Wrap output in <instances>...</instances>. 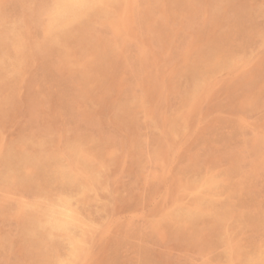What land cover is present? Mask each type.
<instances>
[{
    "label": "rangeland",
    "instance_id": "1",
    "mask_svg": "<svg viewBox=\"0 0 264 264\" xmlns=\"http://www.w3.org/2000/svg\"><path fill=\"white\" fill-rule=\"evenodd\" d=\"M28 1L29 0H23V1L22 0H0V23H1L0 24V34H1L0 35L1 36L0 37V41H1L0 42V58H1L0 62H2V63H0V66H1L0 67V75L2 74L0 76V82H1L0 83V92H1V95H0V107H1V109H0V159H1L0 160V173H2V174H0V206H1L0 207L1 208L0 209V264H34V263L35 264H42V263L43 264H56V263L59 264L60 261H61L60 264H65V263L69 264L70 261H71L70 264H73V263L74 264H76V263L77 264H81V263H83V264H90V263L91 264H228L229 261H231V262H229V264L230 263L231 264H244V261H245L246 257H248V255L254 256V255H257L258 253H260L261 251L264 253V164H263L264 163V128H263L264 127V107H263L264 106V56H263L264 51L261 52V50H264V24H263V22H264V12H263L264 7L262 6V5H264V0H261V1L260 0H241V1L238 0L239 2L237 0H234V1H232V0H226V1L225 0H213V2H211L212 0H206L205 2H204V0H200V1L199 0H174V1L170 0L169 2H168V0H166V1L165 0H157V1L156 0H151V1L150 0H145V1L144 0H136L137 4L135 3L134 0H128V1H126V0H124V1H122V0H106V2H104L105 0H93L92 2H90L91 4L88 3L87 5L83 6L80 10L75 11L77 15L76 14L74 16L70 15L69 18L62 19V20L60 19L59 21H57V20L54 21V19H56L54 16H56L55 14H56V9H57V5L55 2H57L58 0H30L29 3H28ZM109 1H111V4ZM141 1H143V2H141ZM254 1H256V2H254ZM41 2H42V4H41ZM202 2L205 3L204 5H206V6L203 5V7H205V8L201 7L203 4ZM247 2L251 5H249ZM32 3H33V5H32ZM38 3H39V5H38ZM160 3H161V5H160ZM169 3H172V4L169 5ZM219 3L223 6H221ZM151 4L154 6H152ZM225 4H227V5H225ZM96 5H98V6H96ZM199 5H201V6H199ZM36 6H37V8H35ZM161 6L163 9L161 8ZM225 6H226V8L224 9ZM250 6H252V7H250ZM24 7L26 8V10ZM104 7H106L107 9ZM260 7L262 8V10ZM171 8H172V10H171ZM222 8H223L224 12H222L223 11ZM34 9L35 10L37 9L36 10L37 12L35 11L36 13L34 12ZM90 9H92V11ZM103 9H105V10H103ZM166 9H167L168 14L166 13ZM87 10L89 12H87ZM129 10H131V11H129ZM185 10H186V13H185ZM190 10H192V11L194 10V11L192 12ZM218 10H219V12H218ZM48 11H49V13H48ZM96 11H98L99 14ZM203 11H204V13H203ZM14 12H16V14ZM118 12L120 15L117 14ZM194 12L196 13V15ZM210 12H212V13L210 14ZM46 13H48L49 16ZM103 13L104 14L106 13V14L104 15ZM114 13H115V15H114ZM130 13L133 16L129 15ZM138 13L140 15H138ZM158 13H160V14H158ZM165 13H166V15H165ZM182 13H185V14H182ZM126 14L129 15L128 17L130 19L126 17L127 16ZM207 15H208V17H207ZM7 16H8V18H7ZM17 16L19 17V19ZM31 16H32V18H31ZM114 16H115V18H114ZM116 16H118V17H116ZM193 16H194V18H193ZM197 16H199V17H197ZM254 16L258 20H256V18ZM26 17H27V19H24ZM42 17H44V18H42ZM72 17H73V20H72ZM177 17H180V18H177ZM21 18H23V19H21ZM84 18H86L87 20L86 19L84 20ZM170 18H171V20H170ZM205 18H206V20H205ZM209 18L211 20L212 19L213 20L211 21ZM33 19H34V21H33ZM133 19H135V20L133 21ZM190 19H191V21H190ZM16 20H17V22H16ZM112 20H114V21H112ZM115 20H116V22H115ZM129 20L131 22H128ZM167 20H168V22H167ZM78 21L79 22L81 21V22L77 23ZM86 21L89 23H87ZM30 22L31 23L33 22V23L31 24ZM109 22H111V23H109ZM171 22H172V24H171ZM178 22H179V24H178ZM64 23H65V25H64ZM86 23L88 26H86ZM128 23H129V25H126ZM130 23L132 25H130ZM147 23H148V26H147ZM167 23L171 26H169ZM193 23H194V25H193ZM34 24H36V25H34ZM78 24H80V25H78ZM63 25H64V27H63ZM90 25L92 27H90ZM112 25H114V27ZM180 25H181V27H180ZM119 26L122 27V30ZM165 26H166V28H165ZM40 27H41V29H40ZM85 27L88 29H85ZM94 27H95V29H93ZM215 27L216 28L218 27V28L216 29ZM30 28H32V29H30ZM104 28H106V29H104ZM109 28H110V30H109ZM163 28L166 29V32H165V29H163ZM128 29H131V30H128ZM252 29H254V30H252ZM127 30H128V32L132 31L131 34L127 33ZM246 30H247V32H246ZM259 30H260V32H259ZM1 31H3V32H1ZM13 31H14V33H13ZM121 31H123V32H121ZM252 31H253V33H252ZM124 32H125V34H123ZM4 33H5V35H4ZM93 33H95V34H93ZM143 33H144V35H143ZM165 33H167V35ZM253 34L258 35V36H254ZM110 35H112V36H110ZM126 35H127V41L128 42L125 40ZM4 38L6 40H4ZM97 39H98V41H97ZM108 39L110 41H108ZM148 39H149V41H148ZM162 39L164 41H162ZM205 39H207V40L203 42V40H205ZM241 39L243 41H241ZM116 40H117V42H116ZM136 40L141 44L143 43V45H139V43ZM140 40L141 41L144 40L145 43L141 42ZM259 41H261V42H259ZM12 43H14V44H12ZM216 43H217V45H216ZM10 44L13 46H11ZM15 44H16V46H15ZM114 44H115V46L117 44L116 48H114L115 47ZM195 44H196V46H194ZM62 45H63V47H62ZM247 45H251V46L248 47ZM84 46H85V48H84ZM123 46H125V47H123ZM139 46H142V47H139ZM217 46L219 48H217ZM223 46H225V47H223ZM110 47H111V49H110ZM144 47H146V49H148V51ZM257 47H260V48H257ZM13 48H14V51H13ZM123 48H125V49H123ZM154 49H155V51H154ZM218 49H220V51ZM243 49L245 51H243ZM99 50H100V52H99ZM139 50H141V51H139ZM198 50H200V51H198ZM104 51H105V53H104ZM118 51H120V52H118ZM145 51H146V53L147 52L148 53L145 54ZM203 51H204V53H203ZM225 51H226V53H225ZM252 51H253V53H252ZM153 52H154V54H153ZM206 52H207V54H206ZM213 52H214V54H213ZM217 52H219V53H217ZM191 53H193V55ZM250 53L252 54V56L250 55ZM60 54H62V55H60ZM124 54H125V56H124ZM144 54H145V56H144ZM260 54H262V55H260ZM82 55H83V57H81ZM113 55L114 56L116 55L117 57L116 56L114 57ZM150 55L151 56L155 55V56L152 57V59H151ZM184 55L185 56L187 55V57L188 56L189 57L185 58ZM258 55H260V56H258ZM69 56H70V58H69ZM105 56H107V57H105ZM159 56L161 59L159 58ZM203 56L205 58H203ZM124 57L126 60L124 59ZM144 57H145V60H144ZM192 57L194 58V60H191ZM255 57H257V58H255ZM10 58H11V60H10ZM42 58H44V59H42ZM84 58H85V60H84ZM115 58H116V60H115ZM232 58H233V60H232ZM241 58H244V59H241ZM259 58H261V59H259ZM67 59H68V61H67ZM146 59L147 60L149 59V60L147 61ZM185 59L187 61H185ZM204 59H206V60L204 61ZM73 60H74V62H73ZM218 60H219V62H218ZM235 60L237 62H235ZM254 60L256 61V63ZM3 61H5V62H3ZM99 61H101L103 64ZM196 61H198V63ZM202 61H204L203 62L204 64L202 63ZM239 61H242V62H239ZM244 61L246 62V64ZM51 62H52V64H51ZM98 62L101 63L100 66H99ZM125 62L128 64H126ZM153 62H155V63H153ZM3 63L4 64L6 63L5 66ZM252 63L253 64L255 63V64L253 66H251ZM108 64H110V65H108ZM142 64L144 65V67H145V65H148V67L142 68L143 67ZM150 64H152V65H150ZM191 64L193 66L195 65L197 70L194 69ZM235 64H238V66L236 68H234L236 66ZM11 65H13V66H11ZM19 65L21 67H19ZM205 65H206L207 69L205 68ZM207 65H208V67H207ZM41 66H43V67H41ZM114 66H116V67H114ZM179 66H181V67H179ZM182 66H183V68H182ZM198 66H200V67H198ZM225 66L229 70H227L225 68ZM232 66H234V67L232 68ZM239 66H240V68H239ZM173 67H176V68L173 69ZM177 67L181 71L178 69V72H176ZM184 67L186 70L184 69ZM11 68H12V70H11ZM158 68H160L161 71ZM203 68H204V70H203ZM209 68H211V69H209ZM215 68H216V70H214ZM150 69H153V70L151 71ZM168 69H170L169 70L170 75L167 74ZM172 69L174 72L171 71ZM224 69H226V70H224ZM13 70H15V71H13ZM121 70L122 71L124 70V71L122 72ZM187 70H188V73L190 74L189 77H188L189 74L187 73ZM111 71H113L114 73H112ZM162 71L166 72L165 74H167V75L165 76L163 74L164 72H162ZM211 71H213V72H211ZM214 71L216 73V76L214 75ZM237 71H240L241 73L240 72L237 73ZM18 72H19V74H17ZM67 72H69V73H67ZM171 72L173 75H171ZM181 72H183V73H181ZM251 72H253V73H251ZM83 73L86 77L83 76ZM199 73H200V75H198ZM14 74H17V75H14ZM90 75H92V76H90ZM105 75L107 77H105ZM160 75H163V76H160ZM223 75H225V76H223ZM8 76H9V78H8ZM48 76L51 79L48 78ZM76 76L78 78H76ZM150 76H152V77H150ZM171 76L173 77L174 80L172 79ZM13 77H15V78H13ZM54 77H58V78H54ZM60 77H62V78H60ZM91 77H94V78H91ZM117 77H118V80H117ZM120 77H122V79ZM155 77L157 80L155 79ZM157 77L160 80L163 79L164 82L163 83L160 82V80ZM161 77H163V78H161ZM207 77L210 79L208 80ZM2 78H4V79H2ZM46 78H47V80H46ZM167 78H170L169 81ZM195 78L197 79V81L195 80ZM213 78H214V80H213ZM83 79L84 80L86 79V80L84 81ZM90 79H92V80H90ZM166 79H167V81H166ZM205 79L208 80V82ZM204 80L206 81L207 84L205 83ZM237 80H239V81H237ZM194 81H195V83H194ZM199 81H201V82L199 83ZM157 82H159V83H157ZM174 82H175V84H174ZM52 83H54V84H52ZM84 83H86V84H84ZM171 83H172V85H171ZM26 84H28V85L26 86ZM173 84L175 85V87ZM29 85L31 88L30 87L28 88ZM151 85L153 87L152 89H154V90L150 89ZM191 85H193V86L191 87ZM203 85H206V87L205 86L201 87ZM156 86L159 88V91H158V88ZM102 87L105 89V91L103 90ZM120 87H122V88H120ZM146 87L149 88V90ZM81 88H82V90H81ZM110 88H111V91H110ZM168 88H169V91H167ZM31 89L32 90L34 89V90L32 91ZM155 89H157V90H155ZM191 90H193V91H191ZM230 90H231V92H230ZM116 91H118L119 94ZM190 91L192 92V94ZM197 91H199V94ZM153 92L155 93V95H153ZM115 93L117 96L114 95ZM166 93L169 96H167ZM28 94H30V95H28ZM33 94H35V95H33ZM36 94H37V96H36ZM110 94H112V95L110 96ZM163 94H164V96H162ZM40 95H41V98H40ZM132 95H133V98H132ZM150 95H151V97L149 98ZM72 96H73V98H72ZM114 96H115V98H114ZM118 96H119V98H118ZM231 96H233V97H231ZM159 97L160 98L163 97V98L160 99ZM58 98H60V100ZM109 98H110V100H109ZM120 98H121V100H119ZM126 98H127V100H126ZM153 98H154V100H152ZM37 99H38V101H37ZM113 99H114V101H113ZM190 99H192V100H190ZM17 100H18V102H17ZM103 100H105L107 105L104 104ZM134 100H135V102H134ZM142 100H143V103H142ZM193 100L197 101L198 103L194 102ZM3 101H4V104H3ZM69 101H70L71 105H70ZM101 101H102V103H101ZM108 101L113 105H110V103ZM117 101H119V102H117ZM206 101H209V103H211V104L209 105V103H206ZM241 101H243V104H246L247 106L243 105L242 107H244V106L245 107L241 108V105H242ZM10 102H11V104H9ZM164 102H165V104H164ZM201 102L203 105L200 104ZM191 103H192V105H191ZM33 104H34V106H33ZM138 104H141V105L139 106ZM180 104L184 108H182ZM233 104H235V105H233ZM236 104L240 105L239 108H237L238 106ZM105 105H106V107H105ZM149 105H152V107H149ZM188 105L189 106L191 105V106L189 107ZM114 106H115V108H114ZM118 106H120V108ZM235 106H236V109H234ZM249 106H250V108H248ZM128 107H130V108H128ZM158 107H159V109H158ZM215 107L217 109H215ZM3 108H4V110H3ZM101 108L103 110H101ZM106 109H107V111H106ZM160 109H162L163 111ZM179 109L180 110L184 109V110L180 111ZM38 110L40 111V113ZM63 110H64V112H63ZM66 110H67V112H66ZM201 110H203V111H201ZM118 111H119V113H118ZM188 111H189V113H188ZM18 112H19V114H18ZM152 112L154 113V115L152 114ZM183 112H184V116H182ZM201 112L203 113V115H201L202 114ZM235 113L237 115H235ZM187 114H188V116H187ZM165 116H168V118H166ZM185 116L187 117L186 119L184 118ZM106 117L109 118L110 120L113 119L112 122L109 119H107ZM110 117H112V118H110ZM152 117H153V119H152ZM237 117H238V119H237ZM239 117H240V119H239ZM243 118H245L246 120ZM49 119H50V121H49ZM163 119H164V121H163ZM104 120H105V122H104ZM60 121H61V123H60ZM165 121H166V124L163 123ZM192 122H194L197 126H195V124H193ZM169 123H171L170 127H169V125H170ZM155 124H157V125H155ZM131 125H133V126L131 127ZM158 125L159 126L163 125V126L159 127ZM164 125H166V128L164 127ZM172 125H173V127H172ZM248 125H249V127H248ZM134 126H136V127H134ZM250 126L251 127L253 126V127L251 128ZM49 127L50 128L52 127L51 128L52 132L49 131L50 130ZM169 128H174L175 130H173V129L171 130ZM222 128L225 130H223ZM65 129H66V131H65ZM183 129H185V130H183ZM48 131H49V133H48ZM163 131L166 133L165 135H164ZM256 131L259 134H256ZM54 132H55V134H54ZM171 132H173V133H171ZM45 133H46V135H45ZM161 133H162V135H160ZM204 133H206V134H204ZM173 134H174V136L176 134V136L174 137ZM190 134L191 135L193 134V135L191 136ZM203 134H204V136H203ZM31 135H33V136H31ZM134 136H135V138H134ZM205 136H206V138H205ZM171 137H172V139H171ZM208 137H209L210 141L208 140ZM255 137H256V139H255ZM23 138H25V140ZM173 138H174V140H173ZM175 138L178 139L177 142L180 144V146L175 141L176 140ZM182 138H183V140H182ZM251 138H252V140H251ZM21 139H23V140H21ZM30 139H32V140H30ZM37 139H38V142H37ZM86 139H88V140H86ZM216 139L218 140L217 142H216ZM224 139H225V141H224ZM50 140L51 141L54 140V141L50 142ZM213 140H215V141H213ZM246 140H248V141H246ZM8 141H10V143ZM33 141H35V142H33ZM89 141L91 143H89ZM171 141H172V143H170ZM17 142H18V144H17ZM84 142H85V144H84ZM95 142L97 145L95 144ZM107 142H108V144H107ZM134 142H136V143H134ZM37 143H38V145H37ZM130 143H131V146H130ZM244 144H245V147L243 146ZM67 145H69V148L72 147L71 150L73 152L70 149H68ZM84 145H86V146H85V149L83 151L82 148H84L83 147ZM166 145H168V146H166ZM78 146H80V147H78ZM66 147H67V149H66ZM60 148H62V149H60ZM165 148H168V150ZM179 148H180V151H179ZM39 149H40V152H38ZM68 150H69V152H68ZM81 151H83V153ZM10 152H11V154H10ZM46 152H48L50 155H48V153H46ZM84 152H86V153H84ZM158 153H160V154H158ZM5 154H7V155H5ZM118 154H120V155H118ZM222 154H224V155H222ZM73 155H74V159H72ZM76 155L78 157H76ZM83 155H84V157L85 156L86 157L85 158L82 157ZM128 155H129V157H128ZM167 156H168V158H167ZM172 156H176V158L172 157ZM46 157H47V159H46ZM209 157H210V159H208ZM243 157H245V158H243ZM8 158H9V160H7ZM10 158H11V160H10ZM17 158H18V160H17ZM53 158H55V160ZM98 158H101V160H99ZM59 159H60V161H59ZM95 159H96L95 162L97 165L95 164L94 161H92ZM163 159L166 161H164ZM22 160L24 161V163ZM42 160H43V162H42ZM74 160H76V162H74ZM194 160H197L198 162L194 161ZM10 161H12V162H10ZM168 161H170V162H168ZM27 162H28V164H26ZM194 162H195V164H194ZM60 163L63 165H61ZM73 163H78V164L74 165ZM127 163L129 164V166ZM162 163H163V165H162ZM197 163H198V165H197ZM40 164H41V166H40ZM252 164H254V165H252ZM7 165H9V166L7 167ZM37 165L39 167H37ZM56 165H58V166H56ZM94 165H95V167H94ZM101 165H103V166H101ZM105 165L106 166L108 165V167H110L111 169H109L108 167L105 169V167H106ZM187 165H189V166H187ZM257 165L260 167H258ZM51 166H53V167H51ZM228 166H230V167H228ZM12 167L16 168V169H14L15 172L13 171ZM49 167H51V168H49ZM81 167H83L86 170V172ZM86 167H88V168H86ZM101 167L103 170L101 169ZM172 167H174V168H172ZM196 167H197V169H196ZM246 167H248L249 169H247ZM6 168H7V170H6ZM95 168H98V169H95ZM112 168L115 170L117 168V170L115 171ZM183 168L184 169L187 168L186 170L190 171L191 173L190 172L188 173ZM36 169H38V170L36 171ZM78 169L81 172L83 170V172L82 173L79 172ZM214 169H215V171H214ZM55 170L57 173L56 172L54 173ZM64 170H65V172H64ZM105 170H107V171H105ZM110 170L112 172V175H111ZM175 170H178V171L180 170V171L178 172ZM192 170H194V171H192ZM199 171H201V173ZM59 172H60V174H59ZM63 172L65 174H63ZM172 172H174V173L172 174ZM7 173H8V175H7ZM89 173H91V174H89ZM204 173L206 175H203ZM20 174H22V175H20ZM227 174H229V175H227ZM60 175H62V176H60ZM69 175H71V176L69 177ZM95 175H96V177H95ZM4 176L5 177L7 176V178H5ZM55 176L57 178H55ZM168 176H170V177H168ZM174 176H176V177L174 178ZM233 176L234 177L236 176L235 179H233L234 178ZM33 177H35V178H33ZM86 177H88V178H86ZM177 177L179 178V180H181L182 186L180 185V181L178 180ZM194 177H195V179H194ZM1 178L2 179L4 178L5 181L4 180L2 181ZM25 178H27V179H25ZM60 178H61V181H60ZM171 178L173 179V182H172L173 185H170V184H172V183H170L171 181H169ZM221 178H222V181H221ZM96 179H98V180H96ZM215 179H217V180H215ZM255 179H256V182L254 181ZM18 180H19V182H18ZM91 180H92V183L90 184ZM252 180H253V182H252ZM8 181H9V184H7ZM75 181H76V183H75ZM176 181H179V183L178 182L175 183ZM200 181H201V183H199V184L201 186L197 184ZM202 181H204V182L202 183ZM50 182H51V184H50ZM186 182L187 183L189 182V183L186 184ZM248 182H249V184H248ZM190 183H191V185L192 184L193 185L191 186ZM208 183L210 184L211 187L209 186ZM239 183H240V186L238 185ZM175 184L176 185L179 184L178 185L179 187L177 186L179 189L176 187ZM204 184L206 187L204 186ZM3 185L5 187L7 186L6 187L7 189H5V187ZM13 185H14V187H13ZM87 185H89V186H87ZM188 185L190 186V188ZM207 185L209 186V188ZM184 186H186V187H184ZM172 187H173V190H172ZM198 187H199V189H198ZM220 187L222 190L220 189ZM255 187L258 189H256V190L253 189ZM1 188H3V189H1ZM83 188H87V190H85ZM93 188H95V189H93ZM212 188L214 191H212ZM168 189H170V190H168ZM174 189H176V190H174ZM188 189H191L193 191L188 190ZM44 190H46L47 192ZM53 190H55V191H53ZM62 190H64V191H62ZM117 190H118V192H117ZM199 190L201 191V194H200ZM83 191L85 194L81 193ZM93 191H95V192H93ZM164 191H167V192H164ZM185 191L187 194L185 193ZM195 191H197V192H195ZM205 191L207 193H210V194H207ZM112 192H113V194H112ZM181 192H182V195L185 193L182 197H185L186 195H188V197L186 196L185 198L180 199V198H182ZM231 192H233L234 194ZM3 193L7 196L5 197V195ZM62 193H64V194H62ZM87 193H88V195H87ZM102 193H103V195H102ZM194 193H196V194H194ZM116 194H118V195L116 196ZM255 194L257 197L254 196ZM11 195L14 197H11ZM56 195H58V196H56ZM106 195L107 196L109 195V196L107 197ZM190 195H191V197H190ZM83 196L84 197L87 196V197L84 198ZM174 196H175V198H174ZM207 196H209V197H207ZM236 196H237V198H236ZM63 197L69 198V203H68L69 205L67 206V208H65V210L63 208V210L65 212V216H63L62 214H59L58 216L68 219L71 222V224L74 226L75 231H74V236H73L74 238L73 239L77 240L76 241V246H77L76 248L77 249H74L73 251L70 248L68 240H66L67 239L66 233L64 234L61 231L50 230L47 227H41V226L38 227L37 225H35V222L44 219L48 215L49 211L55 212L56 209L59 210L60 207H59L58 201H59V199H61ZM76 197H78V198L76 199ZM104 197H106V198H104ZM176 198H178L180 200H177ZM214 198H216V199H214ZM3 199H5V200H3ZM44 199H45V201H44ZM102 199L103 200L106 199V200L103 201ZM12 200H15V201H12ZM185 201H188V202H185ZM189 201H191V202H189ZM103 202H104V204H103ZM108 202H109V205H108ZM117 202H119V203H117ZM168 203H169V205H168ZM179 203H180V206H182V207H180L178 205ZM188 203L191 205H189ZM192 203H194V204H192ZM222 203H223V205H222ZM186 204H188V205H186ZM196 204H200L202 206L201 209H204V214L201 215L198 219L194 220L189 225L186 223H183L181 221L182 219L177 215H180L181 212L184 210L193 208ZM111 206H113V207H111ZM186 206H188V207L191 206V208L190 207L188 208ZM177 207H178V209H177ZM50 209H52V210H50ZM206 209H208V211ZM3 210H4V212H3ZM21 211H23V213ZM88 211L90 213H88ZM24 213H26V214H24ZM22 214H24V215H22ZM167 215L169 216V219H168ZM231 215H232V217H231ZM241 215H242V217H241ZM215 216L217 219L215 218ZM31 218H33V219H31ZM160 218H161V220H160ZM227 218H229V219H227ZM18 220H19V222H18ZM174 220H175V222H174ZM201 221H203V222H201ZM87 223H88V225H87ZM94 224H96L97 226ZM176 224H178V225H176ZM195 224H197V225H195ZM28 226L31 228H29ZM87 226H88V228H87ZM181 228H183V229H181ZM213 228H214V230H213ZM187 229L189 231H190V229H192V230H191V232H189ZM87 230H88V232H87ZM91 231L94 233H91ZM186 231H188V232H186ZM20 233L21 234L23 233L22 234L23 236ZM197 233H198V235H197ZM199 233H200V235H199ZM95 234H97V235H95ZM184 234H186V235H184ZM20 235L22 236V238ZM85 236H86V239H85ZM107 237H108V239H107ZM226 237L228 239H226ZM114 238H115V240H114ZM97 240L101 243H99ZM192 240H193V242H191ZM249 241L253 244H251ZM19 242H21V244ZM78 242L80 243V245ZM103 242H104V244H103ZM112 242H114V243H112ZM20 245L21 246L23 245V247H21ZM115 245H116V247H115ZM95 246H97L98 251L95 248ZM197 246H199V247L197 248ZM207 246H209V247H207ZM94 249H96V250H94ZM40 250H41V252H40ZM46 250H47V252H46ZM65 250H67V251H65ZM76 250L78 252L80 250L79 254L77 253ZM37 251H39V253H37ZM89 251H90V253H89ZM219 251H220V253H219ZM71 252H73V253H71ZM89 254H91L90 255L91 257L89 256ZM38 255H40L41 257ZM78 255L80 257V259L78 257L79 260L76 258ZM207 255H210V257ZM232 255H234V256H232ZM213 256L215 258H213ZM203 257H205V258H203ZM39 258H41V259H39ZM66 259H69V262ZM74 259H76L78 262L75 261ZM208 259H210V260H208ZM100 260H101V263H100ZM72 261H75V262H72ZM205 261H207V262H205Z\"/></svg>",
    "mask_w": 264,
    "mask_h": 264
},
{
    "label": "bare ground",
    "instance_id": "2",
    "mask_svg": "<svg viewBox=\"0 0 264 264\" xmlns=\"http://www.w3.org/2000/svg\"><path fill=\"white\" fill-rule=\"evenodd\" d=\"M22 1H23V0H22ZM29 1H30V0H29ZM29 1H28V3H29ZM92 1H93V0H58L57 2H55L56 5H57V9H56V14H55L56 16H54L56 19H54V21H56V20L59 21L60 19L62 20V19L69 18L70 15H71V16H74V15L76 14L75 11L80 10L83 6L87 5L88 3L92 2ZM122 1H124V0H122ZM126 1H128V0H126ZM134 1H135V3H136V0H134ZM144 1H145V0H144ZM150 1H151V0H150ZM156 1H157V0H156ZM165 1H166V0H165ZM169 1H170V0H168V2H169ZM173 1H174V0H173ZM199 1H200V0H199ZM205 1H206V0H204V2H205ZM225 1H226V0H225ZM225 1H224V2H225ZM232 1H234V0H232ZM237 1H238V0H237ZM240 1H241V0H240ZM260 1H261V0H260ZM49 2H50V1H49ZM52 2H53V1H52ZM104 2H106V0H105ZM109 2H110V4H111V1H109ZM141 2H143V1H141ZM189 2H190V1H189ZM189 2H188V3H189ZM211 2H213V0H212ZM228 2H229V1H228ZM238 2H239V1H238ZM245 2H246V1H245ZM251 2H252V1H251ZM254 2H256V1H254ZM21 3H22V2H21ZM46 3H47V2H46ZM112 3H113V2H112ZM123 3H124V2H123ZM126 3H127V2H126ZM129 3H130V2H129ZM151 3H152V2H151ZM153 3H154V2H153ZM157 3H158V2H157ZM192 3H193V2H192ZM202 3H203V2H202ZM242 3H243V2H242ZM247 3H248V2H247ZM247 3H246V4H247ZM36 4H37V3H36ZM41 4H42V2H41ZM90 4H91V3H90ZM107 4H108V3H107ZM124 4H125V3H124ZM136 4H137V3H136ZM147 4H148V3H147ZM158 4H159V3H158ZM170 4H172V3H169V5H170ZM199 4H200V3H199ZM204 4H205V3H203L202 6H201V5H199V6L203 7ZM211 4H212V3H211ZM216 4H217V3H216ZM219 4H220V3H219ZM219 4H218V5H219ZM248 4H249V3H248ZM259 4H260V3H259ZM19 5H20V4H19ZM32 5H33V3H32ZM38 5H39V3H38ZM45 5H46V4H45ZM127 5H128V4H127ZM145 5H146V4H145ZM151 5H152V4H151ZM160 5H161V3H160ZM173 5H174V4H173ZM173 5H172V6H173ZM180 5H181V4H180ZM184 5H185V4H184ZM188 5H189V4H188ZM220 5H221V4H220ZM225 5H227V4H225ZM249 5H251V4H249ZM254 5H255V4H254ZM257 5H258V4H257ZM261 5H262V4H261ZM4 6H5V5H4ZM34 6H35V5H34ZM50 6H51V5H50ZM52 6H53V5H52ZM96 6H98V5H96ZM111 6H112V5H111ZM115 6H116V5H115ZM129 6H130V5H129ZM132 6H133V5H132ZM137 6H138V5H137ZM152 6H154V5H152ZM158 6H159V5H158ZM162 6H163V5H162ZM162 6H161V8H162ZM172 6H171V7H172ZM204 6H206V5H204ZM207 6H208V5H207ZM215 6H216V5H215ZM221 6H223V5H221ZM221 6H220V7H221ZM262 6L264 7V5H262ZM262 6H261V7H262ZM26 7H27V6H26ZM43 7H44V6H43ZM99 7H100V6H99ZM133 7H134V6H133ZM196 7H197V6H196ZM250 7H252V6H250ZM261 7H260V8H261ZM263 7H262V8H263ZM2 8H3V7H2ZM5 8H6V7H5ZM24 8H25V7H24ZM35 8H37V6H36ZM48 8H49V7H48ZM48 8H47V9H48ZM51 8H52V7H51ZM100 8H101V7H100ZM104 8H106V7H104ZM126 8H127V7H126ZM150 8H151V7H150ZM159 8H160V7H159ZM159 8H158V9H159ZM192 8H193V7H192ZM198 8H199V7H198ZM203 8H205V7H203ZM215 8H216V7H215ZM225 8H226V6L224 7V9H225ZM255 8H256V7H255ZM262 8H261V10H262ZM39 9H40V8H39ZM47 9H46V10H47ZM93 9H94V8H93ZM106 9H107V8H106ZM111 9H112V8H111ZM134 9H135V8H134ZM140 9H141V8H140ZM162 9H163V8H162ZM174 9H175V8H174ZM184 9H185V8H184ZM199 9H200V8H199ZM207 9H208V8H207ZM23 10H24V9H23ZM25 10H26V8H25ZM27 10H28V9H27ZM36 10H37V9H36ZM36 10L34 9V12H35ZM48 10H49V9H48ZM53 10H54V9H53ZM90 10L92 11V9H90ZM103 10H105V9H103ZM117 10H118V9H117ZM124 10H125V9H124ZM150 10H151V9H150ZM150 10H149V11H150ZM168 10H169V9H168ZM171 10H172V8H171ZM177 10H178V9H177ZM200 10H201V9H200ZM212 10H213V9H212ZM212 10H211V11H212ZM222 10H223V8H222ZM254 10H255V9H254ZM263 10H264V9H263ZM20 11H21V10H20ZM42 11H43V10H42ZM100 11H101V10H100ZM129 11H131V10H129ZM135 11H136V10H135ZM162 11H163V10H162ZM182 11H183V10H182ZM190 11H192V10H190ZM190 11H189V12H190ZM193 11H194V10H193ZM193 11H192V12H193ZM198 11H199V10H198ZM205 11H206V10H205ZM208 11H209V10H208ZM214 11H215V10H214ZM257 11H258V10H257ZM4 12H5V11H4ZM28 12H29V11H28ZM28 12H27V13H28ZM36 12H37V11H36ZM36 12H35V13H36ZM50 12H51V11H50ZM87 12H89V11L87 10ZM96 12H98V11H96ZM102 12H103V11H102ZM107 12H108V11H107ZM109 12H110V11H109ZM144 12H145V11H144ZM146 12H147V11H146ZM151 12H152V11H151ZM172 12H173V11H172ZM174 12H175V11H174ZM218 12H219V10H218ZM222 12H224V10H223ZM263 12H264V11H263ZM14 13L16 14V12H14ZM32 13H33V12H32ZM48 13H49V11H48ZM48 13H46V14L48 15ZM93 13H94V12H93ZM124 13H125V12H124ZM166 13H167V9H166ZM166 13H165V15H166ZM185 13H186V10H185ZM185 13H182V14H185ZM194 13H195V12H194ZM203 13H204V11H203ZM207 13H208V12H207ZM211 13H212V12H210V14H211ZM226 13H227V12H226ZM226 13H225V14H226ZM246 13H247V12H246ZM1 14H2V13H1ZM5 14H6V13H5ZM10 14H11V13H10ZM33 14H34V13H33ZM46 14H45V15H46ZM96 14H97V13H96ZM98 14H99V12H98ZM103 14H104V13H103ZM105 14H106V13H105ZM105 14H104V15H105ZM117 14L120 15L119 12H118ZM158 14H160V13H158ZM167 14H168V13H167ZM197 14H198V13H197ZM210 14H209V15H210ZM218 14H219V13H218ZM218 14H217V15H218ZM225 14H224V15H225ZM3 15H4V14H3ZM27 15H28V14H27ZM76 15H77V14H76ZM94 15H95V14H94ZM114 15H115V13H114ZM121 15H122V14H121ZM126 15H127V14H126ZM126 15H125V16H126ZM129 15L133 16L131 13H130ZM129 15H127L126 17L129 18V17H128ZM138 15H140V14L138 13ZM141 15H142V14H141ZM155 15H156V14H155ZM170 15H171V14H170ZM192 15H193V14H192ZM195 15H196V13H195ZM18 16H19V15H18ZM18 16H17V17H18ZM42 16H43V15H42ZM48 16H49V15H48ZM78 16H79V15H78ZM87 16H88V15H87ZM102 16H103V15H102ZM106 16H107V15H106ZM182 16H183V15H182ZM185 16H186V15H185ZM262 16H263V15H262ZM262 16H261V17H262ZM10 17H11V16H10ZM10 17H9V18H10ZM19 17H20V16H19ZM19 17H18V19H19ZM81 17H82V16H81ZM81 17H80V18H81ZM94 17H95V16H94ZM111 17H112V16H111ZM111 17H110V18H111ZM116 17H118V16H116ZM120 17H121V16H120ZM139 17H140V16H139ZM151 17H152V16H151ZM151 17H150V18H151ZM186 17H187V16H186ZM197 17H199V16H197ZM201 17H202V16H201ZM207 17H208V15H207ZM222 17H223V16H222ZM254 17H255V16H254ZM7 18H8V16H7ZM28 18H29V17H28ZM31 18H32V16H31ZM37 18H38V17H37ZM42 18H44V17H42ZM74 18H75V17H74ZM87 18H88V17H87ZM95 18H96V17H95ZM101 18H102V17H101ZM114 18H115V16H114ZM134 18H135V17H134ZM142 18H143V17H142ZM155 18H156V17H155ZM177 18H180V17H177ZM187 18H188V17H187ZM193 18H194V16H193ZM193 18H192V19H193ZM211 18H212V17H211ZM225 18H226V17H225ZM255 18H256V17H255ZM2 19H3V18H2ZM16 19H17V18H16ZM21 19H23V18H21ZM24 19H27V17L24 18ZM85 19H86V18H84V20H85ZM108 19H109V18H108ZM121 19H122V18H121ZM129 19H130V18H129ZM160 19H161V18H160ZM160 19H159V20H160ZM209 19H210V18H209ZM248 19H249V18H248ZM259 19H260V18H259ZM42 20H43V19H42ZM72 20H73V17H72ZM86 20H87V19H86ZM104 20H105V19H104ZM109 20H110V19H109ZM119 20H120V19H119ZM131 20H132V19H131ZM134 20H135V19H133V21H134ZM137 20H138V19H137ZM153 20H154V19H153ZM170 20H171V18H170ZM196 20H197V19H196ZM205 20H206V18H205ZM210 20H211V19H210ZM212 20H213V19H212ZM212 20H211V21H212ZM214 20H215V19H214ZM253 20H254V19H253ZM256 20H258V19L256 18ZM10 21H11V20H10ZM19 21H20V20H19ZM21 21H22V20H21ZM33 21H34V19H33ZM69 21H70V20H69ZM81 21H82V20H81ZM81 21H80V22H81ZM93 21H94V20H93ZM112 21H114V20H112ZM146 21H147V20H146ZM155 21H156V20H155ZM174 21H175V20H174ZM190 21H191V19H190ZM218 21H219V20H218ZM246 21H247V20H246ZM16 22H17V20H16ZM74 22H75V21H74ZM80 22L78 21L77 23H80ZM83 22H84V21H83ZM86 22H87V21H86ZM115 22H116V20H115ZM126 22H127V21H126ZM128 22H131V21L129 20ZM144 22H145V21H144ZM167 22H168V20H167ZM169 22H170V21H169ZM194 22H195V21H194ZM221 22H222V21H221ZM243 22H244V21H243ZM253 22H254V21H253ZM22 23H23V22H22ZM30 23H31V22H30ZM32 23H33V22H32ZM32 23H31V24H32ZM35 23H36V22H35ZM87 23H89V22H87ZM87 23H86V26H88ZM90 23H91V22H90ZM94 23H95V22H94ZM94 23H93V24H94ZM109 23H111V22H109ZM240 23H241V22H240ZM256 23H257V22H256ZM0 24H1V23H0ZM15 24H16V23H15ZM84 24H85V23H84ZM105 24H106V23H105ZM117 24H118V23H117ZM120 24H121V23H120ZM120 24H119V25H120ZM134 24H135V23H134ZM141 24H142V23H141ZM141 24H140V25H141ZM155 24H156V23H155ZM167 24H168V23H167ZM171 24H172V22H171ZM178 24H179V22H178ZM214 24H215V23H214ZM221 24H222V23H221ZM246 24H247V23H246ZM263 24H264V22H263ZM2 25H3V24H2ZM7 25H8V24H7ZM11 25H12V24H11ZM34 25H36V24H34ZM64 25H65V23H64ZM64 25H63V27H64ZM66 25H67V24H66ZM75 25H76V24H75ZM78 25H80V24H78ZM98 25H99V24H98ZM115 25H116V24H115ZM121 25H122V24H121ZM121 25H120V26H121ZM123 25H124V24H123ZM126 25H129V23L126 24ZM130 25H132V24L130 23ZM168 25H169V24H168ZM168 25H167V26H168ZM191 25H192V24H191ZM191 25H190V26H191ZM193 25H194V23H193ZM217 25H218V24H217ZM15 26H16V25H15ZM17 26H18V25H17ZM20 26H21V25H20ZM32 26H33V25H32ZM37 26H38V25H37ZM59 26H60V25H59ZM73 26H74V25H73ZM102 26H103V25H102ZM110 26H111V25H110ZM112 26L114 27V25H112ZM120 26H119V27H120ZM133 26H134V25H133ZM147 26H148V23H147ZM154 26H155V25H154ZM158 26H159V25H158ZM163 26H164V25H163ZM169 26H171V25H169ZM169 26H168V27H169ZM174 26H175V25H174ZM11 27H12V26H11ZM22 27H23V26H22ZM30 27H31V26H30ZM33 27H34V26H33ZM48 27H49V26H48ZM90 27H92V26L90 25ZM108 27H109V26H108ZM108 27H107V28H108ZM119 27H118V28H119ZM149 27H150V26H149ZM152 27H153V26H152ZM180 27H181V25H180ZM239 27H240V26H239ZM256 27H257V26H256ZM258 27H259V26H258ZM8 28H9V27H8ZM12 28H13V27H12ZM82 28H83V27H82ZM96 28H97V27H96ZM111 28H112V27H111ZM120 28H121V30H122V27H120ZM144 28H145V27H144ZM165 28H166V26H165ZM165 28H163V29H165ZM215 28H216V27H215ZM217 28H218V27H217ZM217 28H216V29H217ZM259 28H260V27H259ZM14 29H15V28H14ZM30 29H32V28H30ZM40 29H41V27H40ZM53 29H54V28H53ZM80 29H81V28H80ZM83 29H84V28H83ZM85 29H88V28L85 27ZM90 29H91V28H90ZM93 29H95V27H94ZM104 29H106V28H104ZM115 29H116V28H115ZM134 29H135V28H134ZM140 29H141V28H140ZM261 29H262V28H261ZM261 29H260V30H261ZM12 30H13V29H12ZM17 30H18V29H17ZM19 30H20V29H19ZM35 30H36V29H35ZM99 30H100V29H99ZM99 30H98V31H99ZM109 30H110V28H109ZM117 30H118V29H117ZM128 30H131V29H128ZM128 30H127V33L131 34L132 31H131V32H128ZM137 30H138V29H137ZM252 30H254V29H252ZM260 30H259V32H260ZM44 31H45V30H44ZM70 31H71V30H70ZM114 31H115V30H114ZM150 31H151V30H150ZM158 31H159V30H158ZM167 31H168V30H167ZM175 31H176V30H175ZM239 31H240V30H239ZM257 31H258V30H257ZM262 31H263V30H262ZM1 32H3V31H1ZM59 32H60V31H59ZM121 32H123V31H121ZM133 32H134V31H133ZM165 32H166V29H165ZM218 32H219V31H218ZM221 32H222V31H221ZM235 32H236V31H235ZM246 32H247V30H246ZM259 32H258V33H259ZM13 33H14V31H13ZM13 33H12V34H13ZM15 33H16V32H15ZM73 33H74V32H73ZM95 33H96V32H95ZM95 33H93V34H95ZM104 33H105V32H104ZM104 33H103V34H104ZM117 33H118V32H117ZM158 33H159V32H158ZM163 33H164V32H163ZM240 33H241V32H240ZM244 33H245V32H244ZM244 33H243V34H244ZM252 33H253V31H252ZM262 33H263V32H262ZM262 33H261V34H262ZM2 34H3V33H2ZM56 34H57V33H56ZM123 34H125V32H124ZM132 34H133V33H132ZM139 34H140V33H139ZM165 34L167 35V33H165ZM238 34H239V33H238ZM0 35H1V34H0ZM4 35H5V33H4ZM7 35H8V34H7ZM17 35H18V34H17ZM73 35H74V34H73ZM137 35H138V34H137ZM143 35H144V33H143ZM217 35H218V34H217ZM222 35H223V34H222ZM253 35H254V34H253ZM2 36H3V35H2ZM19 36H20V35H19ZM36 36H37V35H36ZM97 36H98V35H97ZM110 36H112V35H110ZM130 36H131V35H130ZM173 36H174V35H173ZM254 36H258V35H254ZM0 37H1V36H0ZM106 37H107V36H106ZM125 37H126L125 40L127 41V35H126ZM175 37H176V36H175ZM203 37H204V36H203ZM219 37H220V36H219ZM243 37H244V36H243ZM260 37H261V36H260ZM108 38H109V37H108ZM115 38H116V37H115ZM122 38H123V37H122ZM130 38H131V37H130ZM138 38H139V37H138ZM146 38H147V37H146ZM251 38H252V37H251ZM254 38H255V37H254ZM262 38H263V37H262ZM12 39H13V38H12ZM19 39H20V38H19ZM71 39H72V38H71ZM95 39H96V38H95ZM105 39H106V38H105ZM117 39H118V38H117ZM141 39H142V38H141ZM144 39H145V38H144ZM244 39H245V38H244ZM4 40H6V39L4 38ZM20 40H21V39H20ZM78 40H79V39H78ZM122 40H123V39H122ZM129 40H130V39H129ZM133 40H134V39H133ZM206 40H207V39L203 40V42L206 41ZM253 40H254V39H253ZM50 41H51V40H50ZM97 41H98V39H97ZM108 41H110V40L108 39ZM136 41H137V40H136ZM140 41H141V40H140ZM148 41H149V39H148ZM150 41H151V40H150ZM160 41H161V40H160ZM162 41H164V40L162 39ZM175 41H176V40H175ZM218 41H219V40H218ZM222 41H223V40H222ZM241 41H243V40L241 39ZM0 42H1V41H0ZM64 42H65V41H64ZM106 42H107V41H106ZM116 42H117V40H116ZM127 42H128V41H127ZM129 42H130V41H129ZM137 42H138V41H137ZM141 42H144V40L141 41ZM259 42H261V41H259ZM22 43H23V42H22ZM54 43H55V42H54ZM65 43H66V42H65ZM86 43H87V42H86ZM104 43H105V42H104ZM111 43H112V42H111ZM111 43H110V44H111ZM138 43H139V42H138ZM144 43H145V42H144ZM146 43H147V42H146ZM149 43H150V42H149ZM162 43H163V42H162ZM199 43H200V42H199ZM205 43H206V42H205ZM12 44H14V43H12ZM61 44H62V43H61ZM69 44H70V43H69ZM122 44H123V43H122ZM124 44H125V43H124ZM136 44H137V43H136ZM147 44H148V43H147ZM206 44H207V43H206ZM208 44H209V43H208ZM244 44H245V43H244ZM247 44H248V43H247ZM249 44H250V43H249ZM4 45H5V44H4ZM10 45H11V44H10ZM67 45H68V44H67ZM76 45H77V44H76ZM107 45H108V44H107ZM112 45H113V44H112ZM139 45H143V43H142V44L139 43ZM149 45H150V44H149ZM216 45H217V43H216ZM231 45H232V44H231ZM258 45H259V44H258ZM7 46H8V45H7ZM11 46H13V45H11ZM15 46H16V44H15ZM58 46H59V45H58ZM114 46H115V44H114ZM116 46H117V44H116ZM116 46H115L114 48H116ZM194 46H196V44H195ZM247 46L249 47V46H251V45H247ZM262 46H263V45H262ZM17 47H18V46H17ZM36 47H37V46H36ZM62 47H63V45H62ZM72 47H73V46H72ZM87 47H88V46H87ZM111 47H112V46H111ZM111 47H110V49H111ZM123 47H125V46H123ZM139 47H142V46H139ZM165 47H166V46H165ZM223 47H225V46H223ZM248 47H247V48H248ZM82 48H83V47H82ZM84 48H85V46H84ZM84 48H83V49H84ZM117 48H118V47H117ZM119 48H120V47H119ZM131 48H132V47H131ZM134 48H135V47H134ZM144 48L146 49V47H144ZM148 48H149V47H148ZM211 48H212V47H211ZM217 48H219V47L217 46ZM241 48H242V47H241ZM257 48H260V47H257ZM11 49H12V48H11ZM19 49H20V48H19ZM33 49H34V48H33ZM40 49H41V48H40ZM63 49H64V48H63ZM80 49H81V48H80ZM90 49H91V48H90ZM120 49H121V48H120ZM123 49H125V48H123ZM123 49H122V50H123ZM139 49H140V48H139ZM141 49H142V48H141ZM23 50H24V49H23ZM106 50H107V49H106ZM106 50H105V51H106ZM114 50H115V49H114ZM142 50H143V49H142ZM146 50L148 51V49H146ZM149 50H150V49H149ZM204 50H205V49H204ZM218 50L220 51V49H218ZM257 50H258V49H257ZM6 51H7V50H6ZM6 51H5V52H6ZM13 51H14V48H13ZM63 51H64V50H63ZM75 51H76V50H75ZM78 51H79V50H78ZM80 51H81V50H80ZM82 51H83V50H82ZM93 51H94V50H93ZM97 51H98V50H97ZM97 51H96V52H97ZM105 51H104V53H105ZM127 51H128V50H127ZM139 51H141V50H139ZM143 51H144V50H143ZM154 51H155V49H154ZM198 51H200V50H198ZM216 51H217V50H216ZM243 51H245V50L243 49ZM262 51H264V50H261V52H262ZM7 52H8V51H7ZM37 52H38V51H37ZM39 52H40V51H39ZM43 52H44V51H43ZM99 52H100V50H99ZM107 52H108V51H107ZM118 52H120V51H118ZM123 52H124V51H123ZM151 52H152V51H151ZM193 52H194V51H193ZM3 53H4V52H3ZM20 53H21V52H20ZM64 53H65V52H64ZM143 53H144V52H143ZM147 53H148V52H147ZM147 53H146V51H145V54H147ZM157 53H158V52H157ZM203 53H204V51H203ZM217 53H219V52H217ZM220 53H221V52H220ZM222 53H223V52H222ZM225 53H226V51H225ZM252 53H253V51H252ZM39 54H40V53H39ZM92 54H93V53H92ZM108 54H109V53H108ZM122 54H123V53H122ZM126 54H127V53H126ZM139 54H140V53H139ZM145 54H144V56H145ZM153 54H154V52H153ZM191 54L193 55V53H191ZM191 54H190V55H191ZM200 54H201V53H200ZM206 54H207V52H206ZM213 54H214V52H213ZM229 54H230V53H229ZM258 54H259V53H258ZM7 55H8V54H7ZM25 55H26V54H25ZM25 55H24V56H25ZM40 55H41V54H40ZM45 55H46V54H45ZM60 55H62V54H60ZM67 55H68V54H67ZM109 55H110V54H109ZM210 55H211V54H210ZM224 55H225V54H224ZM250 55L252 56L251 53H250ZM253 55H254V54H253ZM260 55H262V54H260ZM260 55H258V56H260ZM18 56H19V55H18ZM18 56H17V57H18ZM43 56H44V55H43ZM94 56H95V55H94ZM113 56H114V55H113ZM115 56H116V55H115ZM115 56H114V57H115ZM124 56H125V54H124ZM154 56H155V55H153V56L150 55L151 59H152V57H154ZM161 56H162V55H161ZM184 56H185V55H184ZM211 56H212V55H211ZM263 56H264V55H263ZM1 57H2V56H1ZM22 57H23V56H22ZM22 57H21V58H22ZM81 57H83V55H82ZM81 57H80V58H81ZM87 57H88V56H87ZM97 57H98V56H97ZM101 57H102V56H101ZM105 57H107V56H105ZM108 57H109V56H108ZM116 57H117V56H116ZM137 57H138V56H137ZM140 57H141V56H140ZM167 57H168V56H167ZM186 57H187V55L185 56V58H186ZM188 57H189V56H188ZM188 57H187V58H188ZM207 57H208V56H207ZM217 57H218V56H217ZM230 57H231V56H230ZM21 58H20V59H21ZM58 58H59V57H58ZM69 58H70V56H69ZM102 58H103V57H102ZM119 58H120V57H119ZM148 58H149V57H148ZM159 58H160V56H159ZM162 58H163V57H162ZM195 58H196V57H195ZM200 58H201V57H200ZM203 58H205V57L203 56ZM211 58H212V57H211ZM237 58H238V57H237ZM248 58H249V57H248ZM255 58H257V57H255ZM255 58H254V59H255ZM261 58H262V57H261ZM261 58H259V59H261ZM0 59H1V58H0ZM42 59H44V58H42ZM63 59H64V58H63ZM75 59H76V58H75ZM107 59H108V58H107ZM107 59H106V60H107ZM110 59H111V58H110ZM124 59H125V57H124ZM155 59H156V58H155ZM160 59H161V58H160ZM190 59H191V58H190ZM209 59H210V58H209ZM214 59H215V58H214ZM241 59H244V58H241ZM2 60H3V59H2ZM4 60H5V59H4ZM10 60H11V58H10ZM52 60H53V59H52ZM84 60H85V58H84ZM86 60H87V59H86ZM89 60H90V59H89ZM101 60H102V59H101ZM115 60H116V58H115ZM125 60H126V59H125ZM127 60H128V59H127ZM142 60H143V59H142ZM144 60H145V57H144ZM144 60H143V61H144ZM146 60H147V59H146ZM148 60H149V59H148ZM148 60H147V61H148ZM165 60H166V59H165ZM191 60H194V58L192 57ZM205 60H206V59H204V61H205ZM232 60H233V58H232ZM245 60H246V59H245ZM255 60H256V59H255ZM255 60H254V61H255ZM8 61H9V60H8ZM48 61H49V60H48ZM48 61H47V62H48ZM67 61H68V59H67ZM110 61H111V60H110ZM112 61H113V60H112ZM158 61H159V60H158ZM163 61H164V60H163ZM185 61H187V60L185 59ZM204 61H202V63H203ZM216 61H217V60H216ZM254 61H253V62H254ZM259 61H260V60H259ZM3 62H5V61H3ZM10 62H11V61H10ZM19 62H20V61H19ZM49 62H50V61H49ZM73 62H74V60H73ZM99 62H101V61H99ZM99 62H98V63H99ZM138 62H139V61H138ZM196 62L198 63V61H196ZM218 62H219V60H218ZM218 62H217V63H218ZM235 62H237V61L235 60ZM239 62H242V61H239ZM244 62H245V61H244ZM249 62H250V61H249ZM0 63H2V62H0ZM17 63H18V62H17ZM43 63H44V62H43ZM101 63H102V62H101ZM101 63H99V66H100ZM125 63H126V62H125ZM146 63H147V62H146ZM153 63H155V62H153ZM188 63H189V62H188ZM188 63H187V64H188ZM205 63H206V62H205ZM255 63H256V61H255ZM255 63H254V64H255ZM3 64H4V63H3ZM5 64H6V63H5ZM5 64H4V66H5ZM7 64H8V63H7ZM22 64H23V63H22ZM25 64H26V63H25ZM51 64H52V62H51ZM51 64H50V65H51ZM102 64H103V63H102ZM106 64H107V63H106ZM118 64H119V63H118ZM126 64H128V63H126ZM194 64H195V63H194ZM203 64H204V63H203ZM206 64H207V63H206ZM240 64H241V63H240ZM240 64H239V65H240ZM245 64H246V62H245ZM254 64L252 63L251 66H253ZM17 65H18V64H17ZM42 65H43V64H42ZM55 65H56V64H55ZM70 65H71V64H70ZM96 65H97V64H96ZM108 65H110V64H108ZM119 65H120V64H119ZM142 65H143V64H142ZM150 65H152V64H150ZM191 65H192V64H191ZM200 65H201V64H200ZM208 65H209V64H208ZM208 65H207V67H208ZM229 65H230V64H229ZM235 65H236V66H235V67L232 66V68H233V67L236 68V67L238 66V64H235ZM258 65H259V64H258ZM11 66H13V65H11ZM103 66H104V65H103ZM116 66H117V65H116ZM116 66H114V67H116ZM159 66H160V65H159ZM192 66H193V65H192ZM211 66H212V65H211ZM0 67H1V66H0ZM6 67H7V66H6ZM19 67H21V66L19 65ZM41 67H43V66H41ZM66 67H67V66H66ZM122 67H123V66H122ZM145 67H148V65H145ZM145 67H144V65H143L142 68H145ZM152 67H153V66H152ZM162 67H163V66H162ZM166 67H167V66H166ZM179 67H181V66H179ZM186 67H187V66H186ZM198 67H200V66H198ZM215 67H216V66H215ZM9 68H10V67H9ZM31 68H32V67H31ZM46 68H47V67H46ZM94 68H95V67H94ZM154 68H155V67H154ZM154 68H153V69H154ZM174 68H176V67H173V69H174ZM182 68H183V66H182ZM187 68H188V67H187ZM189 68H190V67H189ZM193 68L196 69L195 65L193 66ZM205 68H206V65H205ZM213 68H214V67H213ZM213 68H212V69H213ZM225 68H226V66H225ZM230 68H231V67H230ZM239 68H240V66H239ZM1 69H2V68H1ZM14 69H15V68H14ZM36 69H37V68H36ZM96 69H97V68H96ZM114 69H115V68H114ZM148 69H149V68H148ZM153 69H150V70L152 71ZM158 69L160 70V68H158ZM173 69L171 70L172 72H174ZM178 69H179V68L177 67V69H176L177 71H176V72H178ZM184 69H185V67H184ZM206 69H207V68H206ZM209 69H211V68H209ZM218 69H219V68H218ZM226 69H227V68H226ZM226 69H224V70H226ZM5 70H6V69H5ZM11 70H12V68H11ZM17 70H18V69H17ZM107 70H108V69H107ZM154 70H155V69H154ZM162 70H163V69H162ZM164 70H165V69H164ZM169 70H170V69H168V73H167V74L170 73ZM179 70H180V69H179ZM185 70H186V69H185ZM188 70H189V69H188ZM188 70H187V73H188ZM191 70H192V69H191ZM191 70H190V71H191ZM196 70H197V69H196ZM203 70H204V68H203ZM203 70H202V71H203ZM214 70H216V68H215ZM219 70H220V69H219ZM221 70H222V69H221ZM224 70H223V71H224ZM227 70H229V69H227ZM237 70H238V69H237ZM13 71H15V70H13ZM19 71H20V70H19ZM46 71H47V70H46ZM109 71H110V70H109ZM121 71H122V70H121ZM123 71H124V70H123ZM123 71H122V72H123ZM157 71H158V70H157ZM160 71H161V70H160ZM180 71H181V70H180ZM199 71H200V70H199ZM3 72H4V71H3ZM16 72H17V71H16ZM33 72H34V71H33ZM44 72H45V71H44ZM47 72H48V71H47ZM71 72H72V71H71ZM111 72L114 73L113 71H111ZM162 72H164V71H162ZM172 72H171V75H173ZM206 72H207V71H206ZM211 72H213V71H211ZM217 72H218V71H217ZM239 72H240V71H237V73H239ZM20 73H21V72H20ZM36 73H37V72H36ZM65 73H66V72H65ZM67 73H69V72H67ZM74 73H75V72H74ZM120 73H121V72H120ZM165 73H166V72H164L163 74L166 76L167 74H165ZM181 73H183V72H181ZM190 73H191V72H190ZM229 73H230V72H229ZM231 73H232V72H231ZM240 73H241V72H240ZM251 73H253V72H251ZM8 74H9V73H8ZM17 74H19V72H18ZM17 74H14V75H17ZM39 74H40V73H39ZM80 74H81V73H80ZM106 74H107V73H106ZM123 74H124V73H123ZM126 74H127V73H126ZM160 74H161V73H160ZM188 74H189V73H188ZM192 74H193V73H192ZM208 74H209V73H208ZM212 74H213V73H212ZM1 75H2V74H1ZM1 75H0V76H1ZM9 75H10V74H9ZM11 75H12V74H11ZM30 75H31V74H30ZM69 75H70V74H69ZM103 75H104V74H103ZM119 75H120V74H119ZM156 75H157V74H156ZM169 75H170V74H169ZM182 75H183V74H182ZM198 75H200V73H199ZM203 75H204V74H203ZM214 75L216 76L215 71H214ZM234 75H235V74H234ZM236 75H237V74H236ZM32 76H33V75H32ZM81 76H82V75H81ZM83 76H85L84 73H83ZM90 76H92V75H90ZM127 76H128V75H127ZM160 76H163V75H160ZM178 76H179V75H178ZM189 76H190V74L188 75V77H189ZM223 76H225V75H223ZM227 76H228V75H227ZM230 76H231V75H230ZM2 77H3V76H2ZM16 77H17V76H16ZM43 77H44V76H43ZM85 77H86V76H85ZM85 77H84V78H85ZM96 77H97V76H96ZM105 77H107V76L105 75ZM110 77H111V76H110ZM124 77H125V76H124ZM150 77H152V76H150ZM158 77H159V76H158ZM158 77H157V78H158ZM168 77H169V76H168ZM171 77H172V76H171ZM171 77H170V78H171ZM175 77H176V76H175ZM175 77H174V78H175ZM180 77H181V76H180ZM201 77H202V76H201ZM212 77H213V76H212ZM220 77H221V76H220ZM232 77H233V76H232ZM8 78H9V76H8ZM8 78H7V79H8ZM13 78H15V77H13ZM36 78H37V77H36ZM40 78H41V77H40ZM48 78H50V77L48 76ZM54 78H58V77H54ZM60 78H62V77H60ZM76 78H78V77L76 76ZM79 78H80V77H79ZM91 78H94V77H91ZM103 78H104V77H103ZM120 78L122 79V77H120ZM120 78H119V79H120ZM161 78H163V77H161ZM170 78H167L168 81H169ZM202 78H203V77H202ZM207 78H208V77H207ZM238 78H239V77H238ZM2 79H4V78H2ZM7 79H6V80H7ZM16 79H17V78H16ZM30 79H31V78H30ZM50 79H51V78H50ZM68 79H69V78H68ZM97 79H98V78H97ZM100 79H101V78H100ZM105 79H106V78H105ZM124 79H125V78H124ZM149 79H150V78H149ZM155 79H156V77H155ZM158 79H159V78H158ZM167 79H166V81H167ZM172 79H173V77H172ZM176 79H177V78H176ZM192 79H193V78H192ZM209 79H210V78H208V80H209ZM218 79H219V78H218ZM39 80H40V79H39ZM46 80H47V78H46ZM46 80H45V81H46ZM66 80H67V79H66ZM66 80H65V81H66ZM83 80H84V79H83ZM85 80H86V79H85ZM85 80H84V81H85ZM90 80H92V79H90ZM117 80H118V77H117ZM156 80H157V79H156ZM159 80H160V79H159ZM173 80H174V79H173ZM195 80L197 81L196 78H195ZM205 80H206V79H205ZM205 80H204V81H205ZM208 80H206V81L208 82ZM213 80H214V78H213ZM219 80H220V79H219ZM48 81H49V80H48ZM69 81H70V80H69ZM113 81H114V80H113ZM124 81H125V80H124ZM153 81H154V80H153ZM206 81H205V83H206ZM215 81H216V80H215ZM237 81H239V80H237ZM2 82H3V81H2ZM29 82H30V81H29ZM37 82H38V81H37ZM60 82H61V81H60ZM66 82H67V81H66ZM66 82H65V83H66ZM82 82H83V81H82ZM148 82H149V81H148ZM155 82H156V81H155ZM160 82L163 83V82H164L163 79H161ZM172 82H173V81H172ZM176 82H177V81H176ZM186 82H187V81H186ZM200 82H201V81H199V83H200ZM202 82H203V81H202ZM216 82H217V81H216ZM232 82H233V81H232ZM0 83H1V82H0ZM9 83H10V82H9ZM9 83H8V84H9ZM26 83H27V82H26ZM32 83H33V82H32ZM32 83H31V84H32ZM49 83H50V82H49ZM72 83H73V82H72ZM101 83H102V82H101ZM108 83H109V82H108ZM157 83H159V82H157ZM166 83H167V82H166ZM190 83H191V82H190ZM194 83H195V81H194ZM214 83H215V82H214ZM38 84H39V83H38ZM52 84H54V83H52ZM67 84H68V83H67ZM84 84H86V83H84ZM167 84H168V83H167ZM167 84H166V85H167ZM169 84H170V83H169ZM174 84H175V82H174ZM174 84H173V85H174ZM177 84H178V83H177ZM202 84H203V83H202ZM206 84H207V83H206ZM211 84H212V83H211ZM248 84H249V83H248ZM12 85H13V84H12ZM27 85H28V84H26V86H27ZM56 85H57V84H56ZM64 85H65V84H64ZM114 85H115V84H114ZM158 85H159V84H158ZM171 85H172V83H171ZM199 85H200V84H199ZM199 85H198V86H199ZM214 85H215V84H214ZM255 85H256V84H255ZM261 85H262V84H261ZM7 86H8V85H7ZM48 86H49V85H48ZM60 86H61V85H60ZM107 86H108V85H107ZM124 86H125V85H124ZM163 86H164V85H163ZM192 86H193V85H191V87H192ZM195 86H196V85H195ZM204 86L206 87V85H203V86H201V87H204ZM227 86H228V85H227ZM10 87H11V86H10ZM29 87H30V85L28 86V88H29ZM66 87H67V86H66ZM73 87H74V86H73ZM103 87H104V86H103ZM103 87H102V88H103ZM113 87H114V86H113ZM156 87H157V86H156ZM166 87H167V86H166ZM174 87H175V85H174ZM196 87H197V86H196ZM209 87H210V86H209ZM214 87H215V86H214ZM2 88H3V87H2ZM6 88H7V87H6ZM30 88H31V87H30ZM58 88H59V87H58ZM74 88H75V87H74ZM91 88H92V87H91ZM94 88H95V87H94ZM107 88H108V87H107ZM120 88H122V87H120ZM146 88H147V87H146ZM152 88H153V87H152V85H151V88H150V89H152ZM157 88H158V87H157ZM161 88H162V87H161ZM262 88H263V87H262ZM25 89H26V88H25ZM113 89H114V88H113ZM144 89H145V88H144ZM147 89L149 90V88H147ZM192 89H193V88H192ZM199 89H200V88H199ZM201 89H202V88H201ZM233 89H234V88H233ZM9 90H10V89H9ZM31 90H32V89H31ZM33 90H34V89H33ZM33 90H32V91H33ZM35 90H36V89H35ZM61 90H62V89H61ZM81 90H82V88H81ZM86 90H87V89H86ZM90 90H91V89H90ZM103 90L105 91L104 88H103ZM152 90H154V89H152ZM155 90H157V89H155ZM231 90H232V89H231ZM231 90H230V92H231ZM10 91H11V90H10ZM26 91H27V90H26ZM38 91H39V90H38ZM42 91H43V90H42ZM57 91H58V90H57ZM67 91H68V90H67ZM108 91H109V90H108ZM110 91H111V88H110ZM110 91H109V92H110ZM121 91H122V90H121ZM158 91H159V88H158ZM167 91H169V88H168ZM170 91H171V90H170ZM185 91H186V90H185ZM191 91H193V90H191ZM191 91H190V92H191ZM199 91H200V90H199ZM199 91H197L198 94H199ZM50 92H51V91H50ZM62 92H63V91H62ZM62 92H61V93H62ZM106 92H107V91H106ZM109 92H108V93H109ZM116 92L118 93V91H116ZM119 92H120V91H119ZM148 92H149V91H148ZM154 92H155V91H154ZM154 92H153V95H155ZM156 92H157V91H156ZM172 92H173V91H172ZM211 92H212V91H211ZM15 93H16V92H15ZM57 93H58V92H57ZM70 93H71V92H70ZM88 93H89V92H88ZM102 93H103V92H102ZM146 93H147V92H146ZM206 93H207V92H206ZM232 93H233V92H232ZM31 94H32V93H31ZM112 94H113V93H112ZM112 94H110V96H111ZM118 94H119V93H118ZM148 94H149V93H148ZM166 94H167V93H166ZM188 94H189V93H188ZM191 94H192V92H191ZM0 95H1V92H0ZM6 95H7V94H6ZM10 95H11V94H10ZM28 95H30V94H28ZM33 95H35V94H33ZM46 95H47V94H46ZM82 95H83V94H82ZM97 95H98V94H97ZM108 95H109V94H108ZM114 95H116V93H115ZM238 95H239V94H238ZM36 96H37V94H36ZM116 96H117V95H116ZM157 96H158V95H157ZM162 96H164V94H163ZM167 96H169V95L167 94ZM196 96H197V95H196ZM196 96H195V97H196ZM8 97H9V96H8ZM33 97H34V96H33ZM46 97H47V96H46ZM57 97H58V96H57ZM108 97H109V96H108ZM150 97H151V95L149 96V98H150ZM152 97H153V96H152ZM192 97H193V96H192ZM195 97H194V98H195ZM202 97H203V96H202ZM231 97H233V96H231ZM241 97H242V96H241ZM13 98H14V97H13ZM40 98H41V95H40ZM72 98H73V96H72ZM112 98H113V97H112ZM114 98H115V96H114ZM118 98H119V96H118ZM118 98H117V99H118ZM124 98H125V97H124ZM124 98H123V99H124ZM132 98H133V95H132ZM159 98H160V97H159ZM161 98H163V97H161ZM161 98H160V99H161ZM164 98H165V97H164ZM207 98H208V97H207ZM224 98H225V97H224ZM1 99H2V98H1ZM24 99H25V98H24ZM58 99L60 100V98H58ZM67 99H68V98H67ZM80 99H81V98H80ZM91 99H92V98H91ZM96 99H97V98H96ZM128 99H129V98H128ZM168 99H169V98H168ZM188 99H189V98H188ZM188 99H187V100H188ZM210 99H211V98H210ZM5 100H6V99H5ZM5 100H4V101H5ZM47 100H48V99H47ZM53 100H54V99H53ZM63 100H64V99H63ZM83 100H84V99H83ZM109 100H110V98H109ZM119 100H121V98H120ZM126 100H127V98H126ZM152 100H154V98H153ZM158 100H159V99H158ZM190 100H192V99H190ZM196 100H197V99H196ZM202 100H203V99H202ZM240 100H241V99H240ZM242 100H243V99H242ZM255 100H256V99H255ZM4 101H3V104H4ZM32 101H33V100H32ZM37 101H38V99H37ZM103 101H104V104H106L105 100H103ZM113 101H114V99H113ZM138 101H139V100H138ZM163 101H164V100H163ZM184 101H185V100H184ZM193 101H194V100H193ZM193 101H192V102H193ZM15 102H16V101H15ZM17 102H18V100H17ZM33 102H34V101H33ZM43 102H44V101H43ZM71 102H72V101H71ZM98 102H99V101H98ZM108 102H109V101H108ZM108 102H107V103H108ZM117 102H119V101H117ZM134 102H135V100H134ZM136 102H137V101H136ZM194 102H197V101H194ZM238 102H239V101H238ZM241 102H242V103H241V104H242V105H241V108H244L245 106H244V107H242V106H243V105H246V104H243V101H241ZM251 102H252V101H251ZM69 103H70V101H69ZM96 103H97V102H96ZM101 103H102V101H101ZM109 103H110V102H109ZM130 103H131V102H130ZM138 103H139V102H138ZM142 103H143V100H142ZM142 103H141V104H142ZM145 103H146V102H145ZM197 103H198V102H197ZM206 103H209V101H206ZM233 103H234V102H233ZM9 104H11V102H10ZM22 104H23V103H22ZM28 104H29V103H28ZM37 104H38V103H37ZM62 104H63V103H62ZM104 104H103V105H104ZM119 104H120V103H119ZM135 104H136V103H135ZM141 104H138V105L140 106ZM164 104H165V102H164ZM181 104H182V103H181ZM181 104H180V105H181ZM188 104H189V103H188ZM200 104H202V102H201ZM200 104H199V105H200ZM210 104H211V103H209V105H210ZM239 104H240V103H239ZM70 105H71V103H70ZM91 105H92V104H91ZM106 105H107V104H106ZM106 105H105V107H106ZM110 105H113V104L110 103ZM115 105H116V104H115ZM147 105H148V104H147ZM191 105H192V103H191ZM191 105H190V106H191ZM195 105H196V104H195ZM195 105H194V106H195ZM202 105H203V104H202ZM233 105H235V104H233ZM236 105H237V104H236ZM33 106H34V104H33ZM35 106H36V105H35ZM72 106H73V105H72ZM188 106H189V105H188ZM190 106H189V107H190ZM237 106H238L237 108H239L240 105H237ZM246 106H247V105H246ZM261 106H262V105H261ZM6 107H7V106H6ZM25 107H26V106H25ZM44 107H45V106H44ZM87 107H88V106H87ZM118 107L120 108V106H118ZM149 107H152V105H149ZM181 107H182V105H181ZM181 107H180V108H181ZM263 107H264V106H263ZM4 108H5V107H4ZM4 108H3V110H4ZM30 108H31V107H30ZM36 108H37V107H36ZM114 108H115V106H114ZM128 108H130V107H128ZM141 108H142V107H141ZM144 108H145V107H144ZM182 108H184V107H182ZM199 108H200V107H199ZM205 108H206V107H205ZM208 108H209V107H208ZM213 108H214V107H213ZM248 108H250V106H249ZM0 109H1V107H0ZM52 109H53V108H52ZM98 109H99V108H98ZM112 109H113V108H112ZM116 109H117V108H116ZM149 109H150V108H149ZM158 109H159V107H158ZM197 109H198V108H197ZM202 109H203V108H202ZM215 109H217V108L215 107ZM234 109H236V106H235ZM35 110H36V109H35ZM64 110H65V109H64ZM64 110H63V112H64ZM77 110H78V109H77ZM101 110H103V109L101 108ZM101 110H100V111H101ZM118 110H119V109H118ZM121 110H122V109H121ZM127 110H128V109H127ZM130 110H131V109H130ZM130 110H129V111H130ZM138 110H139V109H138ZM140 110H141V109H140ZM153 110H154V109H153ZM160 110H162V109H160ZM179 110H180V109H179ZM183 110H184V109H183ZM183 110H180V111H183ZM207 110H208V109H207ZM26 111H27V110H26ZM38 111H39V110H38ZM106 111H107V109H106ZM111 111H112V110H111ZM111 111H110V112H111ZM114 111H115V110H114ZM119 111H120V110H119ZM119 111H118V113H119ZM162 111H163V110H162ZM162 111H161V112H162ZM194 111H195V110H194ZM201 111H203V110H201ZM213 111H214V110H213ZM253 111H254V110H253ZM2 112H3V111H2ZM66 112H67V110H66ZM75 112H76V111H75ZM104 112H105V111H104ZM110 112H109V113H110ZM135 112H136V111H135ZM145 112H146V111H145ZM156 112H157V111H156ZM196 112H197V111H196ZM208 112H209V111H208ZM235 112H236V111H235ZM248 112H249V111H248ZM5 113H6V112H5ZM39 113H40V111H39ZM116 113H117V112H116ZM125 113H126V112H125ZM129 113H130V112H129ZM129 113H128V114H129ZM162 113H163V112H162ZM188 113H189V111H188ZM191 113H192V112H191ZM191 113H190V114H191ZM193 113H194V112H193ZM201 113H202V112H201ZM209 113H210V112H209ZM209 113H208V114H209ZM233 113H234V112H233ZM242 113H243V112H242ZM250 113H251V112H250ZM256 113H257V112H256ZM18 114H19V112H18ZM102 114H103V113H102ZM152 114L154 115L153 112H152ZM164 114H165V113H164ZM176 114H177V113H176ZM182 114H183V115H182ZM182 114H181V115L184 116V112H183ZM104 115H105V114H104ZM112 115H113V114H112ZM119 115H120V114H119ZM134 115H135V114H134ZM141 115H142V114H141ZM196 115H197V114H196ZM201 115H203V113H202ZM235 115H237V114L235 113ZM242 115H243V114H242ZM51 116H52V115H51ZM65 116H66V115H65ZM65 116H64V117H65ZM114 116H115V115H114ZM135 116H136V115H135ZM145 116H146V115H145ZM179 116H180V115H179ZM187 116H188V114H187ZM240 116H241V115H240ZM253 116H254V115H253ZM43 117H44V116H43ZM107 117H108V116H107ZM107 117H106V118H107ZM153 117H154V116H153ZM153 117H152V119H153ZM165 117L168 118V116H165ZM176 117H177V116H176ZM193 117H194V116H193ZM193 117H192V118H193ZM197 117H198V116H197ZM201 117H202V116H201ZM243 117H244V116H243ZM247 117H248V116H247ZM110 118H112V117H110ZM122 118H123V117H122ZM137 118H138V117H137ZM166 118H165V119H166ZM179 118H180V117H179ZM182 118H183V117H182ZM184 118L186 119L187 117L185 116ZM184 118H183V119H184ZM202 118H203V117H202ZM231 118H232V117H231ZM107 119H109V118H107ZM115 119H116V118H115ZM118 119H119V118H118ZM148 119H149V118H148ZM154 119H155V118H154ZM185 119H184V120H185ZM195 119H196V118H195ZM237 119H238V117H237ZM239 119H240V117H239ZM243 119H245V118H243ZM52 120H53V119H52ZM52 120H51V121H52ZM109 120H110V119H109ZM112 120H113V119H112ZM112 120H110V121L112 122ZM134 120H135V119H134ZM166 120H167V119H166ZM169 120H170V119H169ZM172 120H173V119H172ZM175 120H176V119H175ZM191 120H192V119H191ZM245 120H246V119H245ZM18 121H19V120H18ZM49 121H50V119H49ZM127 121H128V120H127ZM130 121H131V120H130ZM135 121H136V120H135ZM147 121H148V120H147ZM163 121H164V119H163ZM173 121H174V120H173ZM200 121H201V120H200ZM227 121H228V120H227ZM241 121H242V120H241ZM65 122H66V121H65ZM104 122H105V120H104ZM119 122H120V121H119ZM121 122H122V121H121ZM133 122H134V121H133ZM170 122H171V121H170ZM195 122H196V121H195ZM202 122H203V121H202ZM231 122H232V121H231ZM243 122H244V121H243ZM247 122H248V121H247ZM38 123H39V122H38ZM60 123H61V121H60ZM60 123H59V124H60ZM106 123H107V122H106ZM137 123H138V122H137ZM156 123H157V122H156ZM163 123L166 124V121L163 122ZM182 123H183V122H182ZM185 123H186V122H185ZM192 123L195 124L194 122H192ZM234 123H235V122H234ZM239 123H240V122H239ZM54 124H55V123H54ZM114 124H115V123H114ZM157 124H158V123H157ZM157 124H155V125H157ZM167 124H168V123H167ZM169 124H170V125H169V127H170V126H171V123H169ZM199 124H200V123H199ZM247 124H248V123H247ZM39 125H40V124H39ZM49 125H50V124H49ZM119 125H120V124H119ZM137 125H138V124H137ZM186 125H187V124H186ZM238 125H239V124H238ZM244 125H245V124H244ZM250 125H251V124H250ZM27 126H28V125H27ZM54 126H55V125H54ZM132 126H133V125H131V127H132ZM151 126H152V125H151ZM158 126H159V125H158ZM161 126H163V125H161ZM161 126H159V127H161ZM167 126H168V125H167ZM192 126H193V125H192ZM195 126H197V125L195 124ZM222 126H223V125H222ZM259 126H260V125H259ZM25 127H26V126H25ZM112 127H113V126H112ZM119 127H120V126H119ZM134 127H136V126H134ZM134 127H133V128H134ZM153 127H154V126H153ZM155 127H156V126H155ZM164 127L166 128V125H164ZM172 127H173V125H172ZM185 127H186V126H185ZM226 127H227V126H226ZM248 127H249V125H248ZM250 127H251V126H250ZM252 127H253V126H252ZM252 127H251V128H252ZM34 128H35V127H34ZM38 128H39V127H38ZM49 128H50V127H49ZM51 128H52V127H51ZM51 128H50V130H49V129H48V130L51 131ZM128 128H129V127H128ZM156 128H157V127H156ZM196 128H197V127H196ZM215 128H216V127H215ZM263 128H264V127H263ZM46 129H47V128H46ZM46 129H45V130H46ZM69 129H70V128H69ZM159 129H160V128H159ZM162 129H163V128H162ZM162 129H161V130H162ZM169 129H171V130H172V129L175 130L174 128H169ZM185 129H186V128H185ZM185 129H183V130H185ZM187 129H188V128H187ZM219 129H220V128H219ZM222 129H223V128H222ZM12 130H13V129H12ZM130 130H131V129H130ZM134 130H135V129H134ZM137 130H138V129H137ZM157 130H158V129H157ZM165 130H166V129H165ZM165 130H164V131H165ZM167 130H168V129H167ZM196 130H197V129H196ZM223 130H225V129H223ZM49 131H48V133H49ZM65 131H66V129H65ZM164 131H163V132H164ZM208 131H209V130H208ZM252 131H253V130H252ZM254 131H255V130H254ZM14 132H15V131H14ZM20 132H21V131H20ZM35 132H36V131H35ZM39 132H40V131H39ZM51 132H52V131H51ZM51 132H50V133H51ZM130 132H131V131H130ZM161 132H162V131H161ZM168 132H169V131H168ZM200 132H201V131H200ZM28 133H29V132H28ZM28 133H27V134H28ZM132 133H133V132H132ZM136 133H137V132H136ZM159 133H160V132H159ZM169 133H170V132H169ZM171 133H173V132H171ZM175 133H176V132H175ZM179 133H180V132H179ZM184 133H185V132H184ZM210 133H211V132H210ZM52 134H53V133H52ZM54 134H55V132H54ZM133 134H134V133H133ZM165 134H166V133L164 132V135H165ZM204 134H206V133H204ZM204 134H203V136H204ZM226 134H227V133H226ZM256 134H259V133H257V131H256ZM262 134H263V133H262ZM38 135H39V134H38ZM45 135H46V133H45ZM130 135H131V134H130ZM134 135H135V134H134ZM138 135H139V134H138ZM160 135H162V133H161ZM169 135H170V134H169ZM171 135H172V134H171ZM190 135H191V134H190ZM192 135H193V134H192ZM192 135H191V136H192ZM217 135H218V134H217ZM230 135H231V134H230ZM254 135H255V134H254ZM19 136H20V135H19ZM31 136H33V135H31ZM56 136H57V135H56ZM56 136H55V137H56ZM66 136H67V135H66ZM167 136H168V135H167ZM173 136H174V134H173ZM175 136H176V134H175ZM175 136H174V137H175ZM180 136H181V135H180ZM185 136H186V135H185ZM214 136H215V135H214ZM214 136H213V137H214ZM252 136H253V135H252ZM37 137H38V136H37ZM158 137H159V136H158ZM168 137H169V136H168ZM189 137H190V136H189ZM250 137H251V136H250ZM14 138H15V137H14ZM39 138H40V137H39ZM64 138H65V137H64ZM129 138H130V137H129ZM134 138H135V136H134ZM169 138H170V137H169ZM179 138H180V137H179ZM186 138H187V137H186ZM195 138H196V137H195ZM205 138H206V136H205ZM218 138H219V137H218ZM253 138H254V137H253ZM257 138H258V137H257ZM8 139H9V138H8ZM23 139L25 140V138H23ZM23 139H21V140H23ZM27 139H28V138H27ZM50 139H51V138H50ZM79 139H80V138H79ZM79 139H78V140H79ZM166 139H167V138H166ZM171 139H172V137H171ZM175 139H176V138H175ZM188 139H189V138H188ZM196 139H197V138H196ZM255 139H256V137H255ZM30 140H32V139H30ZM42 140H43V139H42ZM54 140H55V139H54ZM54 140H52V141H54ZM82 140H83V139H82ZM82 140H81V141H82ZM86 140H88V139H86ZM126 140H127V139H126ZM129 140H130V139H129ZM160 140H161V139H160ZM160 140H159V141H160ZM169 140H170V139H169ZM173 140H174V138H173ZM182 140H183V138H182ZM182 140H181V141H182ZM184 140H185V139H184ZM206 140H207V139H206ZM208 140H209V137H208ZM251 140H252V138H251ZM253 140H254V139H253ZM52 141L50 140V142H52ZM84 141H85V140H84ZM94 141H95V140H94ZM122 141H123V140H122ZM135 141H136V140H135ZM175 141L177 142L178 139H176ZM181 141H180V142H181ZM209 141H210V140H209ZM213 141H215V140H213ZM217 141H218V140L216 139V142H217ZM224 141H225V139H224ZM246 141H248V140H246ZM254 141H255V140H254ZM8 142L10 143V141H8ZM21 142H22V141H21ZM31 142H32V141H31ZM33 142H35V141H33ZM37 142H38V139H37ZM43 142H44V141H43ZM71 142H72V141H71ZM74 142H75V141H74ZM120 142H121V141H120ZM163 142H164V141H163ZM255 142H256V141H255ZM6 143H7V142H6ZM14 143H15V142H14ZM78 143H79V142H78ZM78 143H77V144H78ZM89 143H91V142L89 141ZM97 143H98V142H97ZM134 143H136V142H134ZM170 143H172V141H171ZM223 143H224V142H223ZM17 144H18V142H17ZM33 144H34V143H33ZM40 144H41V143H40ZM72 144H73V143H72ZM84 144H85V142H84ZM95 144H96V142H95ZM100 144H101V143H100ZM107 144H108V142H107ZM124 144H125V143H124ZM124 144H123V145H124ZM155 144H156V143H155ZM177 144L180 146V144H179L178 142H177ZM251 144H252V143H251ZM5 145H6V144H5ZM37 145H38V143H37ZM44 145H45V144H44ZM73 145H74V144H73ZM96 145H97V144H96ZM128 145H129V144H128ZM168 145H169V144H168ZM168 145H166V146H168ZM173 145H174V144H173ZM208 145H209V144H208ZM214 145H215V144H214ZM67 146H68V149H70V150L72 149V147L69 148V145H67ZM85 146H86V145H84V146H83L84 148H82L83 151H84V149H85ZM99 146H100V145H99ZM99 146H98V147H99ZM106 146H107V145H106ZM108 146H109V145H108ZM130 146H131V143H130ZM181 146H182V145H181ZM243 146L245 147V144H244ZM5 147H6V146H5ZM15 147H16V146H15ZM74 147H75V146H74ZM78 147H80V146H78ZM89 147H90V146H89ZM96 147H97V146H96ZM137 147H138V146H137ZM13 148H14V147H13ZM25 148H26V147H25ZM102 148H103V147H102ZM127 148H128V147H127ZM130 148H131V147H130ZM173 148H174V147H173ZM175 148H176V147H175ZM180 148H181V147H180ZM180 148H179V151H180ZM7 149H8V148H7ZM60 149H62V148H60ZM66 149H67V147H66ZM75 149H76V148H75ZM77 149H78V148H77ZM79 149H80V148H79ZM100 149H101V148H100ZM128 149H129V148H128ZM134 149H135V148H134ZM136 149H137V148H136ZM165 149L168 150V148H165ZM170 149H171V148H170ZM210 149H211V148H210ZM213 149H214V148H213ZM256 149H257V148H256ZM4 150H5V149H4ZM29 150H30V149H29ZM96 150H97V149H96ZM230 150H231V149H230ZM6 151H7V150H6ZM20 151H21V150H20ZM51 151H52V150H51ZM71 151H72V150H71ZM76 151H77V150H76ZM83 151H81V152L83 153ZM129 151H130V150H129ZM154 151H155V150H154ZM157 151H158V150H157ZM157 151H156V152H157ZM164 151H165V150H164ZM170 151H171V150H170ZM175 151H176V150H175ZM38 152H40V149H39ZM52 152H53V151H52ZM68 152H69V150H68ZM72 152H73V151H72ZM81 152H80V153H81ZM90 152H91V151H90ZM93 152H94V151H93ZM98 152H99V151H98ZM172 152H173V151H172ZM172 152H171V153H172ZM244 152H245V151H244ZM255 152H256V151H255ZM21 153H22V152H21ZM21 153H20V154H21ZM33 153H34V152H33ZM43 153H44V152H43ZM46 153H48V152H46ZM84 153H86V152H84ZM228 153H229V152H228ZM10 154H11V152H10ZM10 154H9V155H10ZM16 154H17V153H16ZM34 154H35V153H34ZM38 154H39V153H38ZM38 154H37V155H38ZM44 154H45V153H44ZM57 154H58V153H57ZM67 154H68V153H67ZM77 154H78V153H77ZM88 154H89V153H88ZM158 154H160V153H158ZM167 154H168V153H167ZM173 154H174V153H173ZM5 155H7V154H5ZM40 155H41V154H40ZM42 155H43V154H42ZM48 155H50V154L48 153ZM51 155H52V154H51ZM70 155H71V154H70ZM74 155H75V154H74ZM74 155L72 156V157H73L72 159H74ZM78 155H79V154H78ZM85 155H86V154H85ZM118 155H120V154H118ZM129 155H130V154H129ZM129 155H128V157H129ZM132 155H133V154H132ZM156 155H157V154H156ZM177 155H178V154H177ZM190 155H191V154H190ZM222 155H224V154H222ZM239 155H240V154H239ZM2 156H3V155H2ZM21 156H22V155H21ZM34 156H35V155H34ZM157 156H158V155H157ZM169 156H170V155H169ZM178 156H179V155H178ZM188 156H189V155H188ZM211 156H212V155H211ZM213 156H214V155H213ZM261 156H262V155H261ZM5 157H6V156H5ZM24 157H25V156H24ZM32 157H33V156H32ZM41 157H42V156H41ZM41 157H40V158H41ZM47 157H48V156H47ZM47 157H46V159H47ZM49 157H50V156H49ZM76 157H78V156L76 155ZM82 157H84V155H83ZM85 157H86V156H85ZM85 157H84V158H85ZM89 157H90V156H89ZM92 157H93V156H92ZM97 157H98V156H97ZM109 157H110V156H109ZM109 157H108V158H109ZM164 157H165V156H164ZM172 157H175V158H176V156H172ZM207 157H208V156H207ZM228 157H229V156H228ZM250 157H251V156H250ZM13 158H14V157H13ZM29 158H30V157H29ZM167 158H168V156H167ZM167 158H166V159H167ZM214 158H215V157H214ZM243 158H245V157H243ZM258 158H259V157H258ZM22 159H23V158H22ZM36 159H37V158H36ZM53 159L55 160V158H53ZM60 159H61V158H60ZM60 159H59V161H60ZM70 159H71V158H70ZM77 159H78V158H77ZM81 159H82V158H81ZM91 159H92V158H91ZM93 159H94V158H93ZM98 159L101 160V158H98ZM102 159H103V158H102ZM126 159H127V158H126ZM170 159H171V158H170ZM208 159H210V157H209ZM0 160H1V159H0ZM3 160H4V159H3ZM7 160H9V158H8ZM10 160H11V158H10ZM17 160H18V158H17ZM37 160H38V159H37ZM99 160H98V161H99ZM120 160H121V159H120ZM120 160H119V161H120ZM163 160H164V159H163ZM175 160H176V159H175ZM22 161H23V160H22ZM40 161H41V160H40ZM82 161H83V160H82ZM84 161H85V160H84ZM88 161H89V160H88ZM88 161H87V162H88ZM92 161L95 162L96 159H95V160H92ZM113 161H114V160H113ZM164 161H166V160H164ZM170 161H171V160H170ZM170 161H168V162H170ZM194 161H197V160H194ZM204 161H205V160H204ZM254 161H255V160H254ZM10 162H12V161H10ZM19 162H20V161H19ZM42 162H43V160H42ZM48 162H49V161H48ZM48 162H47V163H48ZM52 162H53V161H52ZM55 162H56V161H55ZM74 162H76V160H74ZM102 162H103V161H102ZM108 162H109V161H108ZM120 162H121V161H120ZM173 162H174V161H173ZM191 162H192V161H191ZM197 162H198V161H197ZM232 162H233V161H232ZM5 163H6V162H5ZM15 163H16V162H15ZM15 163H14V164H15ZM21 163H22V162H21ZM23 163H24V161H23ZM34 163H35V162H34ZM56 163H57V162H56ZM78 163H79V162H78ZM78 163H73V164L76 165V164H78ZM81 163H82V162H81ZM104 163H105V162H104ZM104 163H103V164H104ZM115 163H116V162H115ZM117 163H118V162H117ZM165 163H166V162H165ZM171 163H172V162H171ZM188 163H189V162H188ZM216 163H217V162H216ZM230 163H231V162H230ZM26 164H28V162H27ZM26 164H25V165H26ZM31 164H32V163H31ZM37 164H38V163H37ZM60 164H61V163H60ZM64 164H65V163H64ZM95 164H96V162H95ZM98 164H99V163H98ZM105 164H106V163H105ZM127 164H128V163H127ZM131 164H132V163H131ZM173 164H174V163H173ZM194 164H195V162H194ZM204 164H205V163H204ZM204 164H203V165H204ZM209 164H210V163H209ZM228 164H229V163H228ZM228 164H227V165H228ZM263 164H264V163H263ZM5 165H6V164H5ZM10 165H11V164H10ZM12 165H13V164H12ZM21 165H22V164H21ZM21 165H20V166H21ZM61 165H63V164H61ZM74 165H73V166H74ZM80 165H81V164H80ZM80 165H79V166H80ZM96 165H97V164H96ZM113 165H114V164H113ZM162 165H163V163H162ZM167 165H168V164H167ZM192 165H193V164H192ZM197 165H198V163H197ZM197 165H196V166H197ZM219 165H220V164H219ZM238 165H239V164H238ZM252 165H254V164H252ZM252 165H251V166H252ZM1 166H2V165H1ZM8 166H9V165H7V167H8ZM40 166H41V164H40ZM45 166H46V165H45ZM56 166H58V165H56ZM64 166H65V165H64ZM98 166H99V165H98ZM101 166H103V165H101ZM105 166H106V165H105ZM116 166H117V165H116ZM126 166H127V165H126ZM126 166H125V167H126ZM128 166H129V164H128ZM173 166H174V165H173ZM187 166H189V165H187ZM224 166H225V165H224ZM224 166H223V167H224ZM231 166H232V165H231ZM236 166H237V165H236ZM239 166H240V165H239ZM241 166H242V165H241ZM257 166H258V165H257ZM33 167H34V166H33ZM37 167H39V166L37 165ZM42 167H43V166H42ZM51 167H53V166H51ZM51 167H49V168H51ZM67 167H68V166H67ZM94 167H95V165H94ZM99 167H100V166H99ZM107 167H108V165L105 167V169H106ZM117 167H118V166H117ZM178 167H179V166H178ZM193 167H194V166H193ZM228 167H230V166H228ZM248 167H249V166H248ZM248 167H246V168L249 169ZM258 167H260V166H258ZM4 168H5V167H4ZM12 168H13V167H12ZM34 168H35V167H34ZM40 168H41V167H40ZM55 168H56V167H55ZM60 168H61V167H60ZM76 168H77V167H76ZM81 168H83V167H81ZM86 168H88V167H86ZM103 168H104V167H103ZM108 168L111 169L110 167H108ZM164 168H165V167H164ZM166 168H167V167H166ZM172 168H174V167H172ZM188 168H189V167H188ZM231 168H232V167H231ZM231 168H230V169H231ZM14 169H16V168L14 167V168H13V171H14ZM56 169H57V168H56ZM62 169H63V168H62ZM74 169H75V168H74ZM95 169H98V168H95ZM101 169H102V167H101ZM109 169H108V170H109ZM112 169H113V168H112ZM183 169H184V168H183ZM186 169H187V168H186ZM186 169H184V170H186ZM191 169H192V168H191ZM196 169H197V167H196ZM218 169H219V168H218ZM225 169H226V168H225ZM6 170H7V168H6ZM9 170H10V169H9ZM37 170H38V169H36V171H37ZM60 170H61V169H60ZM78 170H79V169H78ZM83 170H85V169L83 168ZM83 170H82V172H83ZM93 170H94V169H93ZM102 170H103V169H102ZM113 170H115V169H113ZM116 170H117V168H116ZM116 170H115V171H116ZM164 170H165V169H164ZM244 170H245V169H244ZM250 170H251V169H250ZM33 171H34V170H33ZM33 171H32V172H33ZM45 171H46V170H45ZM76 171H77V170H76ZM88 171H89V170H88ZM99 171H100V170H99ZM105 171H107V170H105ZM175 171H178V170H175ZM179 171H180V170H179ZM179 171H178V172H179ZM186 171H187L188 173L190 172V171H188V170H186ZM192 171H194V170H192ZM205 171H206V170H205ZM211 171H212V170H211ZM214 171H215V169H214ZM255 171H256V170H255ZM1 172H2V171H1ZM11 172H12V171H11ZM14 172H15V171H14ZM24 172H25V171H24ZM29 172H30V171H29ZM55 172H56V170L54 171V173H55ZM64 172H65V170H64ZM64 172H63V174H65ZM69 172H70V171H69ZM79 172H81V171L79 170ZM82 172H81V173H82ZM85 172H86V170H85ZM89 172H90V171H89ZM96 172H97V171H96ZM110 172H111V170H110ZM178 172H177V173H178ZM199 172L201 173V171H199ZM16 173H17V172H16ZM16 173H15V174H16ZM30 173H31V172H30ZM56 173H57V172H56ZM102 173H103V172H102ZM173 173H174V172H172V174H173ZM190 173H191V172H190ZM214 173H215V172H214ZM231 173H232V172H231ZM0 174H2V173H0ZM11 174H12V173H11ZM23 174H24V173H23ZM59 174H60V172H59ZM89 174H91V173H89ZM242 174H243V173H242ZM7 175H8V173H7ZM20 175H22V174H20ZM103 175H104V174H103ZM109 175H110V174H109ZM111 175H112V172H111ZM183 175H184V174H183ZM203 175H206V174L204 173ZM227 175H229V174H227ZM10 176H11V175H10ZM45 176H46V175H45ZM50 176H51V175H50ZM60 176H62V175H60ZM70 176H71V175H69V177H70ZM207 176H208V175H207ZM207 176H206V177H207ZM252 176H253V175H252ZM4 177H5V176H4ZM27 177H28V176H27ZM63 177H64V176H63ZM63 177H62V178H63ZM95 177H96V175H95ZM103 177H104V176H103ZM108 177H109V176H108ZM111 177H112V176H111ZM111 177H110V178H111ZM168 177H170V176H168ZM175 177H176V176H174V178H175ZM178 177H179V176H178ZM178 177H177V178H178ZM180 177H181V176H180ZM196 177H197V176H196ZM214 177H215V176H214ZM233 177H234V176H233ZM235 177H236V176H235ZM235 177H234L233 179H235ZM255 177H256V176H255ZM5 178H7V176H6ZM22 178H23V177H22ZM33 178H35V177H33ZM50 178H51V177H50ZM55 178H57V177L55 176ZM64 178H65V177H64ZM78 178H79V177H78ZM86 178H88V177H86ZM188 178H189V177H188ZM197 178H198V177H197ZM242 178H243V177H242ZM25 179H27V178H25ZM45 179H46V178H45ZM171 179H172V178H171ZM171 179H170V180L168 179L169 181H171L170 183L173 182V179H172V180H171ZM194 179H195V177H194ZM208 179H209V178H208ZM208 179H207V180H208ZM237 179H238V178H237ZM252 179H253V178H252ZM1 180L3 181L4 178H3V179L1 178ZM14 180H15V179H14ZM35 180H36V179H35ZM58 180H59V179H58ZM66 180H67V179H66ZM68 180H69V179H68ZM92 180H93V179H92ZM92 180H91L90 184L92 183ZM96 180H98V179H96ZM111 180H112V179H111ZM121 180H122V179H121ZM121 180H120V181H121ZM178 180H179V178H178ZM187 180H188V179H187ZM215 180H217V179H215ZM215 180H214V181H215ZM4 181H5V180H4ZM12 181H13V180H12ZM21 181H22V180H21ZM25 181H26V180H25ZM31 181H32V180H31ZM60 181H61V178H60ZM179 181H180V185H181V180H179ZM179 181H176L175 183H177V182L179 183ZM190 181H191V180H190ZM190 181H189V182H190ZM198 181H199V180H198ZM211 181H212V180H211ZM221 181H222V178H221ZM254 181L256 182V179H255ZM18 182H19V180H18ZM23 182H24V181H23ZM47 182H48V181H47ZM81 182H82V181H81ZM102 182H103V181H102ZM105 182H106V181H105ZM108 182H109V181H108ZM121 182H122V181H121ZM189 182H188V183H189ZM203 182H204V181H202V183H203ZM205 182H206V181H205ZM231 182H232V181H231ZM238 182H239V181H238ZM245 182H246V181H245ZM252 182H253V180H252ZM57 183H58V182H57ZM75 183H76V181H75ZM95 183H96V182H95ZM95 183H94V184H95ZM184 183H185V182H184ZM188 183L186 182V184H188ZM191 183H192V182H191ZM191 183H190V185H191ZM193 183H194V182H193ZM199 183H201V181L198 182L197 184L200 185ZM243 183H244V182H243ZM7 184H9V181H8ZM28 184H29V183H28ZM50 184H51V182H50ZM60 184H61V183H60ZM82 184H83V183H82ZM90 184H89V185H90ZM105 184H106V183H105ZM109 184H110V183H109ZM111 184H112V183H111ZM208 184H209V183H208ZM216 184H217V183H216ZM229 184H230V183H229ZM248 184H249V182H248ZM251 184H252V183H251ZM54 185H55V184H54ZM89 185H87V186H89ZM101 185H102V184H101ZM170 185H173V183L170 184ZM175 185H176V184H175ZM178 185H179V184H178ZM178 185H176V187H177ZM184 185H185V184H184ZM192 185H193V184H192ZM192 185H191V186H192ZM238 185L240 186V183H239ZM241 185H242V184H241ZM3 186H4V185H3ZM9 186H10V185H9ZM45 186H46V185H45ZM71 186H72V185H71ZM120 186H121V185H120ZM181 186H182V185H181ZM181 186H180V187H181ZM186 186H187V185H186ZM186 186H184V187H186ZM188 186H189V185H188ZM200 186H201V185H200ZM204 186H205V184H204ZM204 186H203V187H204ZM207 186H208V185H207ZM209 186H210V184H209ZM209 186H208V188H209ZM221 186H222V185H221ZM252 186H253V185H252ZM255 186H256V185H255ZM4 187H5V186H4ZM6 187H7V186H6ZM6 187H5V189H7ZM13 187H14V185H13ZM46 187H47V186H46ZM73 187H74V186H73ZM80 187H81V186H80ZM99 187H100V186H99ZM165 187H166V186H165ZM169 187H170V186H169ZM173 187H174V186H173ZM173 187H172V190H173ZM176 187H175V188H176ZM178 187H179V186H178ZM178 187H177V188H178ZM193 187H194V186H193ZM195 187H196V186H195ZM205 187H206V186H205ZM210 187H211V186H210ZM247 187H248V186H247ZM250 187H251V186H250ZM250 187H249V188H250ZM41 188H42V187H41ZM69 188H70V187H69ZM78 188H79V187H78ZM97 188H98V187H97ZM177 188H176V189H177ZM189 188H190V186H189ZM200 188H201V187H200ZM214 188H215V187H214ZM232 188H233V187H232ZM251 188H252V187H251ZM1 189H3V188H1ZM12 189H13V188H12ZM46 189H47V188H46ZM48 189H49V188H48ZM83 189L87 190V188H83ZM93 189H95V188H93ZM113 189H114V188H113ZM120 189H121V188H120ZM176 189H174V190H176ZM178 189H179V188H178ZM198 189H199V187H198ZM220 189H221V187H220ZM253 189L256 190V189H258V188L255 187V188H253ZM27 190H28V189H27ZM102 190H103V189H102ZM168 190H170V189H168ZM172 190H171V191H172ZM188 190H191V189H188ZM200 190H201V189H200ZM200 190H199V191H200ZM221 190H222V189H221ZM3 191H4V190H3ZM6 191H7V190H6ZM9 191H10V190H9ZM12 191H13V190H12ZM44 191H46V190H44ZM53 191H55V190H53ZM53 191H52V192H53ZM62 191H64V190H62ZM71 191H72V190H71ZM76 191H77V190H76ZM186 191H187V190H186ZM186 191H185V193H186ZM191 191H193V190H191ZM197 191H198V190H197ZM197 191H195V192H197ZM202 191H203V190H202ZM212 191H214L213 188H212ZM225 191H226V190H225ZM225 191H224V192H225ZM10 192H11V191H10ZM15 192H16V191H15ZM46 192H47V191H46ZM49 192H50V191H49ZM74 192H75V191H74ZM86 192H87V191H86ZM88 192H89V191H88ZM93 192H95V191H93ZM110 192H111V191H110ZM117 192H118V190H117ZM164 192H167V191H164ZM182 192H183V191H182ZM182 192H181V197L185 194V193H184V194L182 195ZM189 192H190V191H189ZM205 192H206V191H205ZM205 192H204V193H205ZM81 193H84V191L81 192ZM192 193H193V192H192ZM192 193H191V194H192ZM206 193H207V192H206ZM215 193H216V192H215ZM219 193H220V192H219ZM231 193H233V192H231ZM247 193H248V192H247ZM3 194H4V193H3ZM15 194H16V193H15ZM51 194H52V193H51ZM62 194H64V193H62ZM78 194H79V193H78ZM84 194H85V193H84ZM112 194H113V192H112ZM186 194H187V193H186ZM194 194H196V193H194ZM200 194H201V191H200ZM207 194H210V193H207ZM220 194H221V193H220ZM233 194H234V193H233ZM236 194H237V193H236ZM4 195H5V194H4ZM54 195H55V194H54ZM58 195H59V194H58ZM58 195H56V196H58ZM72 195H73V194H72ZM87 195H88V193H87ZM91 195H92V194H91ZM102 195H103V193H102ZM117 195H118V194H116V196H117ZM6 196H7V195H5V197H6ZM75 196H76V195H75ZM75 196H74V197H75ZM78 196H79V195H78ZM84 196H85V195H84ZM84 196H83V197H84ZM93 196H94V195H93ZM95 196H96V195H95ZM106 196H107V195H106ZM108 196H109V195H108ZM108 196H107V197H108ZM165 196H166V195H165ZM186 196L188 197V195H186ZM186 196H185V197H186ZM204 196H205V195H204ZM254 196H256V194H255ZM2 197H3V196H2ZM11 197H14V196L11 195ZM40 197H41V196H40ZM50 197H51V196H50ZM86 197H87V196H86ZM86 197H84V198H86ZM185 197H182V198H180V199H183V198H185ZM190 197H191V195H190ZM207 197H209V196H207ZM219 197H220V196H219ZM256 197H257V196H256ZM15 198H16V197H15ZM77 198H78V197H76V199H77ZM89 198H90V197H89ZM104 198H106V197H104ZM174 198H175V196H174ZM193 198H194V197H193ZM201 198H202V197H201ZM211 198H212V197H211ZM236 198H237V196H236ZM1 199H2V198H1ZM13 199H14V198H13ZM90 199H91V198H90ZM176 199H177V200H180V199H178V198H176ZM188 199H189V198H188ZM204 199H205V198H204ZM214 199H216V198H214ZM217 199H218V198H217ZM224 199H225V198H224ZM3 200H5V199H3ZM17 200H18V199H17ZM72 200H73V199H72ZM78 200H79V199H78ZM84 200H85V199H84ZM102 200H103V199H102ZM105 200H106V199H105ZM105 200H103V201H105ZM199 200H200V199H199ZM208 200H209V199H208ZM218 200H219V199H218ZM12 201H15V200H12ZM44 201H45V199H44ZM86 201H87V200H86ZM86 201H85V202H86ZM88 201H89V200H88ZM116 201H117V200H116ZM183 201H184V200H183ZM251 201H252V200H251ZM20 202H21V201H20ZM185 202H188V201H185ZM189 202H191V201H189ZM195 202H196V201H195ZM209 202H210V201H209ZM218 202H219V201H218ZM252 202H253V201H252ZM68 203H69V198H68V197H63V198L59 199L58 204H59L60 209H59V210L56 209L55 212H54V211H52V212L49 211V212H48V215H47L44 219H42V220H40V221H36V222H35V225H37L38 227H39V226H41V227H47V228H49L50 230L61 231V232H63L64 234L66 233V238H67L66 240H68V243H69V245H70V248H71L72 251H73L74 249H77V248H76V247H77V246H76V241H77V240L73 239V238H74V237H73V236H74V231H75L74 226L71 224V222H70L68 219L58 216L59 214H62L63 216H65V212H64V210H65V208H67V206L69 205ZM117 203H119V202H117ZM123 203H124V202H123ZM123 203H122V204H123ZM127 203H128V202H127ZM171 203H172V202H171ZM206 203H207V202H206ZM254 203H255V202H254ZM17 204H18V203H17ZM83 204H84V203H83ZM103 204H104V202H103ZM115 204H116V203H115ZM120 204H121V203H120ZM188 204H189V203H188ZM188 204H186V205H188ZM192 204H194V203H192ZM1 205H2V204H1ZM73 205H74V204H73ZM106 205H107V204H106ZM108 205H109V202H108ZM168 205H169V203H168ZM178 205L180 206V203H179ZM189 205H191V204H189ZM206 205H207V204H206ZM222 205H223V203H222ZM259 205H260V204H259ZM6 206H7V205H6ZM20 206H21V205H20ZM184 206H185V205H184ZM184 206H183V207H184ZM0 207H1V206H0ZM3 207H4V206H3ZM111 207H113V206H111ZM180 207H182V206H180ZM186 207H188V206H186ZM189 207L191 208V206H189ZM189 207H188V208H189ZM201 207H202V206H201L200 204H196V205H195L193 208H191V209H187V208H186L187 210L182 211L181 214H180V215H177V216H179V217L182 219L181 221H182L183 223H186V224L189 225V224L192 223L194 220L198 219L201 215L204 214V209H201ZM204 207H205V206H204ZM206 207H207V206H206ZM214 207H215V206H214ZM253 207H254V206H253ZM56 208H57V207H56ZM63 208H64V210H63ZM70 208H71V207H70ZM105 208H106V207H105ZM218 208H219V207H218ZM0 209H1V208H0ZM177 209H178V207H177ZM209 209H210V208H209ZM237 209H238V208H237ZM241 209H242V208H241ZM7 210H8V209H7ZM50 210H52V209H50ZM102 210H103V209H102ZM206 210L208 211V209H206ZM232 210H233V209H232ZM115 211H116V210H115ZM172 211H173V210H172ZM179 211H180V210H179ZM227 211H228V210H227ZM3 212H4V210H3ZM7 212H8V211H7ZM16 212H17V211H16ZM21 212L23 213V211H21ZM108 212H109V211H108ZM27 213H28V212H27ZM56 213H57V214H56ZM88 213H90V212L88 211ZM113 213H114V212H113ZM167 213H168V212H167ZM213 213H214V212H213ZM225 213H226V212H225ZM11 214H12V213H11ZM14 214H15V213H14ZM24 214H26V213H24ZM24 214H22V215H24ZM171 214H172V213H171ZM208 214H209V213H208ZM239 214H240V213H239ZM16 215H17V214H16ZM18 215H19V214H18ZM27 215H28V214H27ZM165 215H166V214H165ZM1 216H2V215H1ZM30 216H31V215H30ZM74 216H75V215H74ZM107 216H108V215H107ZM167 216H168V215H167ZM26 217H27V216H26ZM162 217H163V216H162ZM170 217H171V216H170ZM175 217H176V216H175ZM229 217H230V216H229ZM231 217H232V215H231ZM241 217H242V215H241ZM29 218H30V217H29ZM78 218H79V217H78ZM171 218H172V217H171ZM203 218H204V217H203ZM215 218H216V216H215ZM21 219H22V218H21ZM31 219H33V218H31ZM163 219H164V218H163ZM168 219H169V216H168ZM210 219H211V218H210ZM216 219H217V218H216ZM227 219H229V218H227ZM160 220H161V218H160ZM213 220H214V219H213ZM213 220H212V221H213ZM240 220H241V219H240ZM79 221H80V220H79ZM96 221H97V220H96ZM171 221H172V220H171ZM15 222H16V221H15ZM18 222H19V220H18ZM18 222H17V223H18ZM22 222H23V221H22ZM174 222H175V220H174ZM174 222H173V223H174ZM176 222H177V221H176ZM201 222H203V221H201ZM25 223H26V222H25ZM90 223H91V222H90ZM159 223H160V222H159ZM180 223H181V222H180ZM21 224H22V223H21ZM26 224H27V223H26ZM29 224H30V223H29ZM82 224H83V223H82ZM84 224H85V223H84ZM178 224H179V223H178ZM178 224H176V225H178ZM18 225H19V224H18ZM87 225H88V223H87ZM94 225H96V224H94ZM193 225H194V224H193ZM195 225H197V224H195ZM78 226H79V225H78ZM96 226H97V225H96ZM98 226H99V225H98ZM172 226H173V225H172ZM182 226H183V225H182ZM185 226H186V225H185ZM28 227H29V226H28ZM80 227H81V226H80ZM163 227H164V226H163ZM163 227H162V228H163ZM210 227H211V226H210ZM226 227H227V226H226ZM228 227H229V226H228ZM231 227H232V226H231ZM240 227H241V226H240ZM29 228H31V227H29ZM87 228H88V226H87ZM96 228H97V227H96ZM176 228H177V227H176ZM203 228H204V227H203ZM229 228H230V227H229ZM170 229H171V228H170ZM181 229H183V228H181ZM215 229H216V228H215ZM93 230H94V229H93ZM95 230H96V229H95ZM165 230H166V229H165ZM174 230H175V229H174ZM187 230H188V229H187ZM191 230H192V229H190V231H189V230H188V231L191 232ZM213 230H214V228H213ZM18 231H19V230H18ZM96 231H97V230H96ZM98 231H99V230H98ZM175 231H176V230H175ZM188 231H186V232H188ZM261 231H262V230H261ZM36 232H37V231H36ZM49 232H50V231H49ZM87 232H88V230H87ZM110 232H111V231H110ZM202 232H203V231H202ZM17 233H18V232H17ZM56 233H57V232H56ZM58 233H59V232H58ZM91 233H94V232L91 231ZM178 233H179V232H178ZM192 233H193V232H192ZM214 233H215V232H214ZM20 234H21V233H20ZM22 234H23V233H22ZM22 234H21V235H22ZM81 234H82V233H81ZM179 234H180V233H179ZM21 235H20V236H21ZM55 235H56V234H55ZM59 235H60V234H59ZM95 235H97V234H95ZM110 235H111V234H110ZM184 235H186V234H184ZM188 235H189V234H188ZM197 235H198V233H197ZM199 235H200V233H199ZM210 235H211V234H210ZM214 235H215V234H214ZM224 235H225V234H224ZM22 236H23V235H22ZM22 236H21V238H22ZM63 236H64V235H63ZM104 236H105V235H104ZM42 237H43V236H42ZM75 237H76V236H75ZM77 237H78V236H77ZM81 237H82V236H81ZM95 237H96V236H95ZM109 237H110V236H109ZM120 237H121V236H120ZM197 237H198V236H197ZM205 237H206V236H205ZM209 237H210V236H209ZM254 237H255V236H254ZM60 238H61V237H60ZM122 238H123V237H122ZM128 238H129V237H128ZM188 238H189V237H188ZM40 239H41V238H40ZM85 239H86V236H85ZM89 239H90V238H89ZM102 239H103V238H102ZM102 239H101V240H102ZM107 239H108V237H107ZM213 239H214V238H213ZM226 239H228V238L226 237ZM238 239H239V238H238ZM253 239H254V238H253ZM32 240H33V239H32ZM114 240H115V238H114ZM123 240H124V239H123ZM194 240H195V239H194ZM207 240H208V239H207ZM249 240H250V239H249ZM254 240H255V239H254ZM17 241H18V240H17ZM97 241H98V240H97ZM210 241H211V240H210ZM226 241H227V240H226ZM241 241H242V240H241ZM260 241H261V240H260ZM50 242H51V241H50ZM64 242H65V241H64ZM82 242H83V241H82ZM85 242H86V241H85ZM88 242H89V241H88ZM98 242H99V241H98ZM191 242H193V240H192ZM244 242H245V241H244ZM249 242H250V241H249ZM261 242H262V241H261ZM19 243L21 244V242H19ZM78 243H79V242H78ZM99 243H101V242H99ZM112 243H114V242H112ZM125 243H126V242H125ZM125 243H124V244H125ZM188 243H189V242H188ZM250 243H251V242H250ZM16 244H17V243H16ZM81 244H82V243H81ZM103 244H104V242H103ZM198 244H199V243H198ZM251 244H253V243H251ZM254 244H255V243H254ZM25 245H26V244H25ZM39 245H40V244H39ZM43 245H44V244H43ZM55 245H56V244H55ZM79 245H80V243H79ZM97 245H98V244H97ZM112 245H113V244H112ZM119 245H120V244H119ZM125 245H126V244H125ZM201 245H202V244H201ZM203 245H204V244H203ZM20 246H21V245H20ZM26 246H27V245H26ZM56 246H57V245H56ZM84 246H85V245H84ZM100 246H101V245H100ZM106 246H107V245H106ZM117 246H118V245H117ZM212 246H213V245H212ZM255 246H256V245H255ZM21 247H23V245H22ZM115 247H116V245H115ZM123 247H124V246H123ZM198 247H199V246H197V248H198ZM207 247H209V246H207ZM47 248H48V247H47ZM85 248H86V247H85ZM90 248H91V247H90ZM93 248H94V247H93ZM95 248L97 249V246H95ZM44 249H45V248H44ZM87 249H88V248H87ZM87 249H86V250H87ZM96 249H94V250H96ZM105 249H106V248H105ZM31 250H32V249H31ZM110 250H111V249H110ZM113 250H114V249H113ZM43 251H44V250H43ZM65 251H67V250H65ZM76 251H77V250H76ZM97 251H98V249H97ZM209 251H210V250H209ZM220 251H221V250H220ZM220 251H219V253H220ZM228 251H229V250H228ZM40 252H41V250H40ZM46 252H47V250H46ZM52 252H53V251H52ZM79 252H80V250H79ZM79 252L77 251L78 254H79ZM91 252H92V251H91ZM93 252H94V251H93ZM100 252H101V251H100ZM203 252H204V251H203ZM210 252H211V251H210ZM37 253H39V251H37ZM58 253H59V252H58ZM71 253H73V252H71ZM89 253H90V251H89ZM95 253H96V252H95ZM104 253H105V252H104ZM114 253H115V252H114ZM125 253H126V252H125ZM198 253H199V252H198ZM75 254H76V253H75ZM123 254H124V253H123ZM52 255H53V254H52ZM90 255H91V254H89V256H90ZM211 255H212V254H211ZM228 255H229V254H228ZM38 256H40V255H38ZM45 256H46V255H45ZM92 256H93V255H92ZM123 256H124V255H123ZM207 256L210 257V255H207ZM214 256H215V255H214ZM214 256H213V258H215ZM216 256H217V255H216ZM220 256H221V255H220ZM232 256H234V255H232ZM40 257H41V256H40ZM78 257H79V255H78L76 258L78 259ZM90 257H91V256H90ZM120 257H121V256H120ZM200 257H201V256H200ZM224 257H225V256H224ZM58 258H59V257H58ZM66 258H67V257H66ZM203 258H205V257H203ZM230 258H231V257H230ZM39 259H41V258H39ZM50 259H51V258H50ZM53 259H54V258H53ZM79 259H80V257H79ZM79 259H78V260H79ZM120 259H121V258H120ZM210 259H211V258H210ZM210 259H208V260H210ZM219 259H220V258H219ZM42 260H43V259H42ZM66 260H68V262H69V259H66ZM70 260H71V259H70ZM74 260L77 261L76 259H74ZM123 260H124V259H123ZM205 260H206V259H205ZM221 260H222V259H221ZM226 260H227V259H226ZM59 261H60V260H59ZM62 261H63V260H62ZM75 261H72V262H75ZM213 261H214V260H213ZM31 262H32V261H31ZM60 262H61V261H60ZM60 262H59V264H60ZM77 262H78V261H77ZM109 262H110V261H109ZM113 262H114V261H113ZM205 262H207V261H205ZM215 262H216V261H215ZM220 262H221V261H220ZM224 262H225V261H224ZM229 262H231V261H229ZM229 262H228V264H229ZM48 263H49V262H48ZM54 263H55V262H54ZM70 263H71V261H70ZM70 263H69V264H70ZM100 263H101V260H100ZM106 263H107V262H106ZM211 263H212V262H211ZM34 264H35V263H34ZM42 264H43V263H42ZM56 264H57V263H56ZM65 264H66V263H65ZM73 264H74V263H73ZM76 264H77V263H76ZM81 264H83V263H81ZM90 264H91V263H90ZM230 264H231V263H230ZM244 264H264V253L261 251L260 253H258L257 255H254V256H249V255H248V257H246V259H245V261H244Z\"/></svg>",
    "mask_w": 264,
    "mask_h": 264
}]
</instances>
